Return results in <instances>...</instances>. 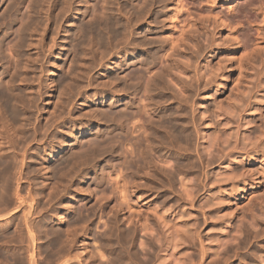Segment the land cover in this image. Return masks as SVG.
I'll return each mask as SVG.
<instances>
[{
	"label": "rangeland",
	"instance_id": "obj_1",
	"mask_svg": "<svg viewBox=\"0 0 264 264\" xmlns=\"http://www.w3.org/2000/svg\"><path fill=\"white\" fill-rule=\"evenodd\" d=\"M48 1H49L50 4L47 3ZM57 1H58V3H57ZM62 1L63 2L67 1V3H71V4L63 3ZM69 1L68 0H65V1L64 0H47L46 1L47 4L44 2V6L45 5L46 6L49 5L50 9H47V7L42 8L40 10V12L42 11L41 13H43V12H45L43 10L47 9L46 10V14L45 13H43V14L37 13L38 16L36 15L37 17L41 16L40 19L38 18L39 19V26L41 24H43V25H41L38 28L39 29L40 28H44V29L48 30L47 31V37L51 36L50 38L48 37L49 39L46 37L45 41L43 40L44 42H42V43L45 44V47L40 49V53L41 54H39V51H38L39 56L42 55V57L38 56V60H41L39 58H42V61H40V62L39 61H35L36 60L35 58L37 57L35 55L37 49L35 50V52H33L34 48L27 46L28 45L27 42L29 41L28 40L29 37H32L31 35H29L31 33H27L26 34L27 36L26 35L24 36L26 38V39H23L24 41H23L22 45H24V47L21 44L19 45L18 43H16L17 39H18L17 38L18 36L15 35L16 33L13 34V35L9 34L10 36H13V38H14V36H17V37H15L16 41L14 39V42L16 44H18L19 47L21 46L20 49H19L18 45L15 46V43L13 44V41L9 42V41L13 40V38L11 39L8 36V34L6 32L7 29L4 28V27H3L4 29L3 28L0 29V43H1L0 44V48L2 50L4 49L3 52L0 49V53L2 52L0 54L1 55L0 56V82L2 83V81L3 82L7 81V80L4 81L3 79H8V80L12 79L13 81L16 80V82L14 81L13 83H14V85L16 84L15 86H16V89L18 91L15 88H13L15 90L14 92H16V95H18V94L20 95L21 94L20 95V101L23 102V103H26V104H22L21 105V102L18 101L19 100V96L17 97L15 95V97L17 98V102H18L17 106L20 104L19 105L20 107L18 106L20 109L18 107H16V108L19 109V111L22 110V112H24L25 115H28L29 117L31 115V117H32V118L31 117L29 118L27 116H24L23 115L24 113L21 112V115L24 116V118L21 115L18 116L17 119H15V122L13 124L15 126H17L19 121L17 122L16 120H19L20 118H21L20 119L21 123L19 122V125L23 123L22 121L26 120L24 122L25 125L24 124H22V125L25 126V127H27V125H28L29 128H27V132L29 131V134H30V132H32L33 134H31V135H35L36 133H35L34 129L39 125L38 123H41L39 125V127H37V130L39 129V130H41V132H43L45 130V131H48V132H46V134H45V132H43V133H41V136H40V134L38 133L40 131L38 130L37 131V135H39L38 138L40 139V137H41V140L43 141V142L42 141L40 142L41 145L44 144L43 147L47 149V153L49 155L51 154L50 157H52V153L55 152L56 155H59V152H61L62 149L67 147V145H69L72 142V140H78V141H82L84 143L91 136H93L90 133L94 132V130L95 131L96 130H102L101 128H103V127H105L103 129H106V125L107 124H105L104 121L102 122V120L101 121L100 120H95V118L97 116L96 113L99 114L98 110H100V109H98V107L101 108L103 105H104L103 107L107 106V102L110 101V100L114 101V102H117V100H118V103L121 102V101H123V103H124L126 101L124 104H121L120 106L121 107H122V105L125 106V107H122V108L127 110L126 111L128 113L127 115H129L130 112L132 110H134V109H135L136 113L138 112L137 114H135V111H132V112H134V116H133V113L131 112V114L129 116L124 117V120L127 121V120H129V117H130V119L132 117H135V120H137V124L138 125H141V126L144 125L143 127L145 128V131H144V128L141 127V129H143V132H144L143 134H145L146 130H149L150 127H151V129H150L151 131L150 132L152 134V131H153V127L152 126L154 125L153 122L155 121V119H154L155 118V113L158 112L159 114H161V112H162V114L166 113L165 115L169 119H171V121H173V122H176V118L177 119L181 118V119L178 120V122L182 123V121L184 120V117H185V120L183 121V124H187V126L189 128V131H190V135H192L194 133L192 136H190L191 138L193 137L194 139L193 138L192 139H188V141H190V143L187 142L186 139H183V141L180 140L179 142L176 139H175V141H173L174 140L173 138H172L173 139L172 141H169V140L166 139V142H164V144H165L164 145V144H161V142H159V143L156 142L158 140H154L153 138H151L150 139V143L152 142L153 145L155 144L154 145L155 147L153 146V150H152V148H149V147L145 146V144L147 143L146 142L147 138H146V140H144L145 138L142 137V134H141L142 130L140 129V131H139L138 130L139 126H138L137 131L139 133L136 131V134L139 135V136H137L138 137L137 138V137H135V135H136L135 134L134 135L135 138L132 136L131 138H133V140L132 139L131 140L133 142H135L136 138H137L139 140V142H142V148L145 146L143 149L146 150V147H147V150L149 149L148 152H150L151 155L150 154L148 155L149 158H147L148 159L147 161L140 160V162H139L138 160H139V158H141V155H140V157H138V155H136V154H139V151L137 153V150H138L137 147L138 146H136V154H134L138 158L137 165H136V163H135L136 162V156H135V158H133L135 160L134 161L132 159V156L130 154L128 155V153H129V152H127L128 150H125L126 151V152L124 151L125 154H127L129 157L131 156L130 159L133 160L132 162H129V164H131V163L134 164L135 163L133 166L131 164L129 167H128L127 161H130V159H129V157L127 158V155H125V154H122L123 157L120 155V157H121V160L122 159H126V158L129 159L127 161L126 160L125 161L124 160L121 161L120 157H119V159H117L118 157H115V159H114L113 156L107 155V157H104V158H101V159L98 158L97 160H99V161H97L96 158H89V161H88L87 165L83 166V164H82V166H81L80 163H79V165L81 167L78 165V163L76 164L78 167H75L76 165L73 166V164L71 165V163L69 164V165H71V167L73 166L75 168H71L68 165H67L68 167L67 166H64V167L58 166L57 167L54 164L58 160V158H56V156H53L51 159L43 158V157H46V156H43L42 159L41 158H37L35 160L37 162L34 161L33 165H35L34 167H36V166H38V167H36L37 168L36 169L32 165V168H34V170L35 169L36 170H35V173L31 172L32 175L34 174L33 177L34 176H36V177H34V179H32L33 178L32 175L27 174L28 177H29V178H27L29 180V182L26 183V186H28V187H26V190L27 189L29 190L30 187L32 188V186L29 184L30 181L33 180L31 182L35 183L36 182L35 179H37V178L38 179L40 178V180L43 181V182H41L39 180L41 182V184L39 182L40 185H43V183L45 184L46 181H47L46 184H47V186L49 188L51 187V184H50V183H52L51 180L54 181L53 182L54 184L56 182L57 185H58V183L61 182L60 183L61 185H58V188H57L60 191L55 189L58 193L60 192V194L52 193L51 194L52 196H50V194H47L49 192V190H48L49 188L47 187V190H44V193H46V194L42 195L43 199L40 198V199H42V206L40 207V209H42V210L45 209V211L41 210V212L38 215L39 216L43 215V216H46V217L48 216L49 217L48 220H50V218L52 220V218L54 217V215L56 213H62L63 212V211L61 212V210H64V208H63L64 205L63 204H64L65 201L72 200V204L73 205L81 204L82 202H85L84 200H82V198H83L82 195H84L86 197V200H87L88 208L91 205L92 207H90V208L94 207V209H95V211H94L95 214L93 212L94 209L93 210L92 209L89 210V211H92V212L88 213V215L90 214V219H89V216L88 217L86 216L87 219L90 220L91 223H89L88 220H87L88 221L87 224L84 223V226H86V227H89L91 225L88 228V231H89L90 235H92V239L93 240L92 239L89 240L90 244H87L86 248H84L85 244L83 243V240H84V235L83 234H86L85 233L86 232V227H84L85 228V231H84L83 227H82L83 228L82 230L80 229L82 225L79 226V224H77V223H75V225L73 224L74 227L77 226L76 233H75L76 241L74 243V245L75 244L76 245L75 246L73 245V253L78 251V250L80 251L81 249L83 250V249H88L89 248L90 253H87V252H89L88 250L87 251L83 250V259H84L85 253H87L85 255V258H86L85 261H87V258H88V263L87 264L90 263V260H91V263L96 261L95 263H97V264L104 260L103 263L102 262L101 263L102 264H106V261L108 262L112 258L114 259V256H113L114 253L117 252L119 254V256H120V253H126L125 251L127 249L128 250L131 249L130 244L132 242V239H133V242H132L131 245H133L135 243L134 244V246H135L134 248H136V249L139 248V250H140L141 246H145L146 247V245H144L145 244L144 241L148 239L147 236H148V232L149 231H150L149 232V236L151 235V230H152L153 236L155 238L152 235L151 236L154 238V240L157 239V241L160 242V243L156 242L158 250H156V253H155V255L159 253L158 254L159 256L156 255V260L159 262V264H164L165 261H166V263L168 262L167 264H172V263L173 264H198L199 262H200L199 264H204V263L205 264H215V263L216 264H245V263L246 264H264V0H262L261 3L257 6L258 10L263 13V14L261 13L263 16L261 17L262 21L260 20V21L255 22L253 24L254 25V32H253V36H254V46H253L254 49L253 50L254 51L253 52L251 51L252 53L251 52L245 53V52L235 48L234 45H235V41L236 40L233 37H235L234 33H235V26L236 25L233 26L234 25L233 24V25H231V28H230V26H224V25L221 26L222 24L221 25L218 24V25L215 26V24L212 23L213 21L212 22L211 21H205L204 25L201 26V30L199 29L200 31L199 32L196 31V33H195V32H193L191 30H193V28L194 27L196 28L197 26L195 24H193V22L190 19H185L184 18V20H182L180 22L176 21V23L179 26H181V28L179 27L178 30L177 29L175 30L176 36H179V37L175 36V38H176L175 41H176L177 46H178V43H179V46H180V48L177 47V51H176L177 54L174 53L175 55H171L172 56V57L170 56L171 58L169 56H167L168 53L166 55L165 52L164 53L161 52L160 54H158V56H157L158 58L156 57L157 60L156 59H155L156 61L154 60L155 64L153 62H151L152 64L151 63L150 64L152 66H150L148 64L149 65V66L147 65L148 67L144 66L142 68V74L139 75L140 76L139 78L143 79V81L136 80L138 78L136 76H138V75L135 76L136 78H134L133 76H130L131 77L130 80H129L130 82H131L132 77H133L132 81L133 80L138 81L137 83H135L136 82L135 81L133 83V85L130 82L129 83L131 85L126 83L122 79V77L125 76L126 74L132 75V73L130 74V72H131L130 70L132 69V68L130 69V67L134 66L133 65V61H138L139 60L138 57H140V56L142 57L145 54L144 51H146V49L142 45L143 40L145 39V36L150 34V38H151V37H154L155 34L157 35L161 30H166V29L169 30L171 28L172 22H171L170 19H168L169 18L168 16H167V19L166 18H163L164 20L160 19V21L163 20V22H161L162 24H160L159 20H158L159 22L158 21L155 22V19L157 20L158 16H160V18H161V16L163 17V15H164V17H166V14H161V12L167 13L170 9L173 8V5L170 4V0H167L168 2L166 0H164V1H166L165 3L167 5V6L165 5L166 7L163 6L165 8H162L161 6H159L163 10L159 9L158 3L156 4L157 0H154V1L151 0L152 2H155L154 4L151 1L146 0L147 1L146 3H148V2L152 3V4L150 3L151 6L153 5L152 7H149L150 6L149 3L146 4L144 0H111V2H110L111 5H109L110 3H108L110 0H107L108 1L107 4L105 3L106 0H88V1L87 0H69ZM117 1H118L119 4L117 3ZM200 1H203L204 5L205 4H209V3L212 2V0H200ZM215 1L216 0H214V2ZM220 1L224 5L225 8H228L229 4L233 3V0H231V2H229V3H225L224 1H226V0H220ZM28 2H29V0H27V4H28ZM52 2H53L55 7L53 6ZM102 3H104V4H102ZM27 4H24V3L22 4V7H23L24 10L27 8ZM66 4H67V6L71 5V7L64 6L63 9H65V10H62L60 7H62L63 5H66ZM93 4H95V5H93ZM142 4H143V6H146V10L144 9V7L142 8ZM25 5H26V7H25ZM92 5L95 6L96 8H93ZM154 5H156L157 7L156 6L154 7ZM101 6L106 8L107 11H108V8H109V10L111 9V11H110L111 16L110 17L112 19H115V17H118L116 19H118L119 22L125 23V26L127 25V21L130 19V17H131L132 21L134 19V21H133L134 23L133 24L135 26L134 25L131 26L134 29L132 30V28H130V27L126 28L127 26L123 27L124 24L122 25L120 23L121 26L123 27V28L121 27L122 32H119V34H117L118 32L115 33V35H116L115 36L114 32H112V34H111V33H109L107 31L106 28H105L106 31H104L105 30L104 28H101L99 30V31H101V30L103 31L101 33V35L104 34L103 36H105V37L108 35L107 36L108 39H106V40L104 39V41L107 43L108 40H109L108 44L110 42H112V43L109 44L110 46L108 44L105 45L106 44L105 42H104L105 44H103V41H100V42L99 41L98 42L95 41L94 46H93V50L96 48L94 50L95 53H96V50H97V53H96V56H95V53L93 54V52H92L93 51L92 50V45L91 44L87 45L88 42L87 43L85 42L86 43V47H88V46H89V48L91 47L90 49L88 48V51L91 52V53H89L86 50L87 48L85 47V45L82 46V44L81 45L78 44V46L80 45L79 49L77 50V52L75 51V53L73 54L74 50H76L78 48L77 43H76L78 41L76 40L77 38H76V36L74 34L75 33L74 29L77 27V25H79V22L82 23L83 21H85L83 19V14H84V12H86L87 9H90V8L96 9L94 11H96L98 13L100 12V14H101V13H103V10H104ZM137 6L139 7L138 10H137ZM53 7H54V9H53ZM59 9H61V12H58V11H60ZM93 9H90L89 11H91V10L93 11ZM118 9L120 11H122V14L120 13V11H118ZM139 9H142V11H139ZM150 9H151V11H150ZM50 10H53L52 11L53 16L54 15L55 16L56 15H58V16L61 15L62 16L65 12H66V14L67 13L68 14L67 15L64 14L62 17H59L58 18V23L57 22H52L53 20L56 21L57 16H56V18L51 16L52 13L50 12ZM66 10H69V11H66ZM92 11H91V13H92ZM107 11H105V12H107ZM57 12L60 13V14H58ZM142 12H144L146 14L148 13L147 14L148 16H144L146 14H142ZM47 13H49V15ZM155 13H156V15H155ZM137 14L138 15L139 14L142 15V16L140 15L142 17V18L141 17L139 18L140 20L138 19ZM152 14H154L155 16L152 15ZM47 15H48V18L50 17L51 22H50L49 19H48L49 21L47 20V18H46ZM112 15H113L114 18L112 17ZM126 16H127V18H125ZM88 17H90V15ZM154 17H156V18H154ZM135 19H138L139 23L136 22ZM141 19H143L144 21L141 20ZM40 20L41 21L44 20V23L41 22ZM146 20H147V22H146ZM187 20H189V21H187ZM47 22H48V24H47ZM45 23H46L47 27L46 26L42 27V26L45 25ZM135 23H137V24H135ZM36 26H38V25H35V27ZM55 28H56V30H55ZM154 28H155V30H154ZM159 28H160V30H159ZM39 29H37L38 33L41 35V30L43 31V29H41V30H39ZM124 29H125V31L130 30L129 36H127L128 35L127 34L128 31L126 33L124 31V34H127L126 35L127 38L123 35V30ZM150 29H151L150 33L147 34V30H150ZM156 29H158L157 32H156ZM49 30H50V32H49ZM152 30L155 31V33L152 32ZM104 32H106V33H104ZM131 32H132V34H131ZM8 33H9V31H8ZM51 33H53V34L55 33L56 35L55 34L54 35L56 37L52 36L53 34L51 35ZM120 34H121V36H120ZM143 34H144V36H143ZM40 35H37V36L34 35L35 39H36V37H38ZM113 35L115 36V38L109 37V36H113ZM117 35H118V37H117ZM152 35H154V36H152ZM34 36H33V39L30 38L31 41H29L28 43H31L33 41L31 44H34V45L35 44H40L41 41H42L40 39V37H38V40L37 39L35 40ZM105 37H103V38H105ZM123 37H125L126 39L125 38L123 39ZM146 37L149 38V36H146ZM51 38L52 39L57 38L56 39V41H57L56 43L57 44L54 43L55 40H52ZM110 38H112V39H110ZM142 38H143V40H142ZM135 39H136V41L138 43L136 41H133ZM39 40H40V42H39ZM50 40H51V42H53L52 43L53 46L51 45ZM114 40H115V42H117V41L118 42L115 44L113 42ZM1 41H4V43L1 42ZM25 41H26V44H25ZM37 41L39 43H37ZM46 41L48 42V46H47ZM212 41H213V43H212ZM119 42H121V43H119ZM139 42H141V43H139ZM183 42H185V43H183ZM42 43H41V45H43ZM100 43L102 44V46H101ZM10 44H13L12 47H11ZM117 44H119V45H117ZM133 44H134V46H133ZM135 44L136 45L139 44L138 45L139 47H137ZM50 45H51V48H48V47H50ZM59 45H61L62 47L59 46ZM75 45H76V48H74ZM115 45H116V47H115ZM200 45L202 46V48H200L201 47ZM2 46H3V48H2ZM81 46L84 48V52L82 51L83 54H81V50H82ZM15 47H17V48L14 49ZM52 47H53V49H52ZM103 47H105V48L103 49ZM109 48H111V49H109ZM181 48H182V51H181ZM13 49L15 51H18L19 54L17 52H15ZM32 49H33V51H32ZM43 49H44L45 53H44V51H42ZM106 49H109V50H107L108 52L106 51ZM9 50H13L14 53L12 51H9ZM90 50H92V51H90ZM22 51L24 53V55H22L23 57L20 55L22 53ZM30 51L33 52L34 55L32 53H30L33 56L28 54ZM41 51L43 52V54H42ZM49 51L51 53H49ZM85 51L88 52V53H85ZM102 52L104 53V55L102 54ZM117 52L121 53V54L117 55ZM171 52H173V50ZM12 53L14 55H12ZM79 53H80V55H78ZM84 53L86 54L85 55L86 58L89 57L90 54L92 55L90 57H93V58L90 59V57H89L90 61L88 59L86 60L85 56H84ZM249 53H250V55H249ZM70 54H72V57L75 54L77 56L75 55L76 58L75 57L72 58ZM18 55H20L22 57V58L20 56H19V58L17 57V60L21 64L15 58ZM26 55L27 56L29 55L31 57V59L29 57H26ZM164 55H166V56H164ZM2 56H4V57H2ZM12 56H14V57H12ZM78 56H79V58H78ZM82 56H84V57H82ZM101 56H102V58H101ZM103 56H104V58H103ZM105 56H106V58H105ZM9 57L13 58V59L11 58L12 61L15 60L14 62L17 61L20 65L23 64L22 68L20 67V65H17L18 68L20 67L21 71H19V69H18V71H17L18 73H16V74H15L16 71L15 72H13V71L11 72L10 71L13 68L15 69V67H13L12 61L11 60L9 61V59H10ZM32 57H34L33 61H35L36 65L33 64L34 62L33 63L29 62V61H31L33 59ZM69 57L72 58L73 60L74 59L75 60L71 61ZM94 57H95V59H94ZM28 58L30 60H27ZM83 58H84L86 64L83 63V65H81V63L84 62ZM97 58H99V59H97ZM213 58L216 60V62H215V60ZM19 59H21V60H19ZM102 59H104V60H102ZM248 59L250 61H252V62H250ZM23 60H25L26 65L28 63H30L28 65L31 66V67H29L28 65L26 66L25 63L23 62ZM93 60H94L95 63H93ZM97 60L99 61V63H98ZM217 60L220 62V64L223 67L219 64V67L221 66V68H218V71L212 72L210 70V67H213V69L216 66L218 67ZM75 61H76V63H75ZM211 61H212V63H211ZM9 62H10V64H9ZM71 62H73L74 64L71 63ZM131 62H132V64H131ZM56 63H57L58 66L56 65ZM128 63H130V64H128ZM214 63H216V64L213 65ZM16 64L17 63H15L14 66ZM93 64H94V66H93ZM55 66H56V68H55ZM196 66H197L198 69L196 68ZM89 67L91 69H89ZM25 68H27V71H28V68H29L30 71H28V73H27V71H25ZM116 68L117 69L120 68L119 70H121V73L119 75H121L123 73L122 74L123 76H121V78H119V81H116V80H118L119 75H118V77H115V74H117L119 72ZM208 68H209V71H208ZM80 69H82V70L86 69L85 70L86 73L84 71L80 70ZM160 69H162L161 70V74L165 71L164 74L159 75L160 74L159 73ZM71 70H73L74 72L76 70V73L81 72V73H78V74L75 75V76L80 75V77L78 76L79 79H78V77H75V76L73 77V75L75 73L73 74V71H71ZM88 70H91V71H88ZM195 70H196V73L194 72ZM68 71H71L72 75ZM198 71H199V73H198ZM20 72H22V73H20ZM155 72L157 73V75L155 74ZM10 73H14L15 75L12 74L13 75L12 76ZM19 73L21 75H23L25 73L24 76L26 77L28 75V77H26V78L24 77L23 78V76H22V78H21V75ZM64 73H66V77L67 78H68L67 75L70 74L69 78L68 79L66 78V81L64 80L65 82L63 81V82L60 83L59 80H57V79L62 77V75L65 76ZM124 73H125V75H124ZM84 74H87V75L85 76ZM195 74L198 77H199V74H203L204 75L203 78H202V81L199 80L201 83H199V81L197 82V76H195ZM213 74H215V75H213ZM10 75H11V78H10ZM16 75H18V76H16ZM152 75L153 76L155 75V76L152 77ZM158 76L161 79V82L158 81V79H159V78L157 79ZM160 76L163 77V79ZM15 77H18V78H15ZM19 77L22 79V81L24 79H25V81H23V83H20L21 79H19ZM112 77H114L116 79H114V78L111 79ZM151 77L154 80L156 79L155 81H157L161 87H159L157 82L152 81L153 79ZM192 77H193V79H191ZM211 77L213 78V80L211 79ZM73 78L76 79L77 82L78 81L79 82L76 83V80L74 81ZM207 78L211 79L212 81L211 80L209 81V79H207ZM98 79H99V85H98ZM105 79H106V81H105L106 85L104 87V83L105 82L104 83H101V82H103ZM150 79H152V80H150ZM70 80L71 81L73 80L72 83H68L70 86L66 85V83L70 82ZM148 80L152 82V85H151L152 87H150L151 89H149L148 85L150 84V82ZM26 81H27V83H26ZM28 81H29V83H28ZM108 81H110V82L108 83ZM111 81L113 82V84H112ZM123 81L125 82V84H124ZM146 81L149 82V83H147ZM114 82H115V84H114ZM203 82H205L207 86L203 85L202 84ZM1 83H0V85H1ZM31 83H32V85H30ZM138 83L140 85L144 84V86L147 83L146 84V88L144 86L142 87V85L140 86ZM23 84L25 85L26 89H25L24 86L22 87ZM56 84H59L61 86H58ZM62 84H64V85H62ZM134 84H136V85L134 86ZM114 85H115V87L119 88L120 91L122 89H124L125 91L123 90V92L122 91L120 92L117 89L118 92H120V93L118 94L117 91L115 93V90L113 89ZM124 85H126L127 88ZM153 85H155V87H153ZM191 85H192V87H190ZM236 85H238V86H236ZM32 86H35V87H32ZM38 86H40V87H38ZM62 86H64V88ZM65 86H67L66 89H65ZM136 86H138L140 89H138ZM59 87L61 88V90L65 89V91L67 89H69L66 92L62 90V93L64 94V92H65V94H66V95L64 94L66 96V99H63V98H65V96L63 94H61V90H60ZM121 87H123V88H121ZM128 87L130 89L132 87V89L130 90V89H128ZM147 87H148L149 90L147 89ZM72 89H74V90L72 91ZM145 89H147V90H145ZM126 90H127L128 93L126 92ZM128 90H130V92ZM59 91H60V94H59ZM134 91H137L136 92L137 94ZM112 92H113V94H112ZM190 92H192V93H190ZM31 93H32L33 97H31ZM67 94H68V96H67ZM57 95L59 96V98H62L60 100H61V102L63 101V104H60L61 102L55 101L58 98ZM116 95H118V96H116ZM29 96H30V100L31 101H28L29 100L28 99ZM22 97H25L26 99L24 98V99L21 100ZM129 97H131V98H129ZM149 97H151V99L153 98L152 99V101H153L152 103L150 102L151 100H150ZM189 97H191V98H189ZM16 98H15V100H16ZM33 98L36 99V100H32ZM59 98L57 100H59ZM154 98H155V100H154ZM25 100L27 102H24ZM119 100H121V101H119ZM130 100H131V102H130ZM34 101L35 102L37 101V102L35 103ZM132 101L136 105L132 106V104H133ZM215 102H216V104H215ZM55 103L57 104V106L60 105V107H57V109H56V104ZM126 103H129V105L130 104L131 105L129 106ZM153 103H155V104H153ZM27 104H28V106H27ZM33 104L34 105L36 104V105L33 106ZM30 105H32L34 107V109H33L32 106H31L32 107L31 108ZM54 105H55V107H54ZM145 105L148 106V108L145 107ZM149 105H151V106H149ZM22 106L23 107L24 106L25 107H29L28 108L29 111H28L27 108H25V107L23 108ZM96 106H97L96 109H98L97 110L98 112L97 111L95 112V110H96L95 107ZM153 106H154L155 109L153 108ZM209 106H210L211 109L208 108ZM53 107L55 109H53ZM121 107H120V109H122ZM131 107H133L134 109H132ZM105 108H107V107H105ZM129 108H130L131 111L129 110ZM144 108L145 109L147 108V111ZM149 108H151L152 111L149 112V110H150ZM30 109H32V110H30ZM52 109L55 110V112L54 111L52 112ZM181 111H184L183 113H187L188 117L185 116L187 114L183 115ZM26 112H27V114H26ZM28 112H29V114H28ZM145 112H147V113H145ZM148 113H150V115L151 116L153 115L154 117L152 116L153 118L151 119V117H150V115ZM174 113H175V115H174ZM53 114H54L55 117L53 116ZM176 114H179V116L178 115L176 116ZM171 115H173V116H171ZM56 116L57 117L59 116L58 117L59 119H57ZM94 116H95V118H94ZM137 116H138V118H137ZM195 116H196V120L194 119ZM190 117H193L192 119H194L193 120L194 123L191 122L192 119ZM198 117H199V120H198ZM149 118H150V120H149ZM182 118H183V120H182ZM186 118H188L190 120V123L187 122L188 119H186ZM22 119H24V120H22ZM132 119H134V118H132ZM214 119L216 121L218 120L217 123H216V121ZM53 120L55 121L56 124L53 122ZM124 120H123V122H124ZM135 120H133V122ZM147 120H148V122H147ZM213 120H214L215 123L213 122ZM185 121H186V123H185ZM195 121H196V123H195ZM128 122H130V123H128ZM133 122H132V120L127 121L125 127H127V125H130L129 127H132ZM218 122H220V123H218ZM52 123H54V124H52ZM135 123H136V121H135ZM13 124H11L13 128H11L10 127L11 125L8 124V123H7V126L4 125L5 128L6 127L9 128V130L7 128L5 129L4 126L2 127L1 125H0V128L1 127L3 128V132H4V129L6 131L8 130L7 133L10 132V133H8L10 135V134L14 133L13 131H14L15 127H14ZM45 124H46V126L48 124L51 125V126H49V125L47 126L48 128L50 127V129H48L46 127L47 128V130H46L45 126L43 127V125H45ZM124 124H125V122H124ZM213 124H215V125L216 124L217 125L220 124L218 126L219 128L222 125L220 130H218V131H220V133H222L221 130L225 131V133H226V131L228 129L231 130V132L233 131V133L235 132V135H233V133L231 135V132L229 130L227 131V132L230 133V135L232 137H234V136L236 137V134L238 133V137L239 138H238L237 142L239 140L241 141V139H242V141H241L242 144L239 141L238 143L235 142L234 145H233L232 143L234 141H236L235 137H234L232 139L233 142L231 141L232 143L228 144V145H232V148H231V146H227L228 147V149H227V147L225 146L227 144H225V143L222 144V142H220L221 144L218 143L220 146L218 144H217V146H213L212 145V148L213 147L214 148L211 149V147H209V146H211L210 144L214 140V138L218 137V139H219L221 137V135L219 134L218 131L213 130V129L216 128L215 125L213 126ZM148 125H150L149 129H148ZM41 127H43V129L44 128L45 129L43 130ZM12 129H13V131H11ZM128 129H130V128H128ZM31 130H33L34 132L31 131ZM196 130H197V132H196ZM252 130H254V131H252ZM6 131H5V135L7 136ZM250 131L253 132V134L250 135V138L252 137V139H249L251 142L249 140H248V142H247V140L244 141L243 140V135L245 133H247V132H250ZM52 133H54L57 137L54 134H52ZM147 133H148V131H147ZM196 133H197V135H196ZM229 133H226V134L228 135ZM215 134H218L220 136L216 135L217 137H214ZM222 134H224V133H222ZM5 135L3 133L4 139H5V143H7L8 141H7V138H5ZM18 136H20V134H18ZM162 136H164V135H162ZM222 136H225V134L222 135ZM32 137L33 136H31V138ZM55 137L59 138V140L61 139L60 141L63 142V143H60V144L56 143L57 139L55 140ZM258 137L260 139L262 137L263 138L260 141ZM36 138H35V141L31 140L32 143H30V146H32L33 148H35L34 146L37 143L36 142ZM202 138H204V140H202ZM218 139H216L215 141H217ZM184 140L187 142L186 145L184 144V142H185ZM195 140H197V141H195ZM256 140L258 141L257 143H256ZM143 141H145V142H143ZM181 141L183 142L184 145L181 144L182 143ZM243 141L245 143L246 142L247 143L245 144V143H243ZM173 142H174V144H175V142H178V143H176L177 145L175 146L173 144ZM38 143H39V141H38ZM157 143H158V145H157ZM170 143H172V144H170ZM253 143H255L256 146H252V145H254ZM48 144H49V146H48ZM120 144L122 145V146L120 145L121 148L126 146V145H124V143L123 144L120 143ZM180 144L183 145L182 147H184V146L185 147L181 149V145ZM189 144H190V146H189ZM8 145H9L8 147L11 148V146H10L11 144H9V142H8ZM57 145H59L60 147L57 146ZM163 145H164V147H163ZM167 145L169 146V148H168ZM235 145H236L237 149H235ZM156 146L158 148H156ZM159 146H161V147L159 148ZM174 146L176 147V149H175ZM178 146H180L179 149H178ZM186 146L187 147H191V148L189 149ZM221 146L224 148V149H222L224 152L219 149V147L221 148ZM27 147H28L27 149H29V153H31L32 149H30L29 146H27ZM215 147L216 148L218 147L217 149L219 151ZM243 147L245 149H243ZM251 147H253V148L255 147V150L252 149ZM124 148L127 149L126 147H124ZM206 148H208V149L210 148L215 153L214 154V153L211 152V154H210L211 155V159H210V155L208 153H207L208 155L206 154V152H209L211 150L208 151V149H206ZM123 149H121V151H123ZM184 149L185 150L187 149L188 151L182 152V150H184ZM204 149L207 150L206 152L204 151L205 153L202 152ZM51 150H53V151H51ZM241 150H243V151H241ZM179 152H181V154ZM223 153H225V154H223ZM202 154L203 155L205 154V156L201 157ZM212 154H214L216 156L212 158ZM124 155H125L126 158H124ZM182 156H184V158ZM206 156L209 158V161L210 160H212V161H210V162L207 161L208 158L205 159ZM109 157H111V158H109ZM108 158H109V161L108 160L106 161V159H108ZM29 159H27V161H29ZM33 159H35V158H33ZM143 159H146V158H143ZM101 160H103V161H101ZM117 160H120L121 162L117 161ZM180 160H181V163H180ZM105 161L107 163L110 162L109 163L110 165L107 164ZM112 161H113V164L111 163ZM123 161L127 163V167L125 166L124 163H122ZM141 161L143 162V164L145 166L142 164ZM90 162H91V164H90ZM138 162L140 164H142V168L140 167L141 165ZM206 162H209L211 164L209 165ZM102 163H104L105 165L102 164ZM183 163L184 164L186 163L188 165V167L185 166ZM138 164H139V166H138ZM181 164H182V166H181ZM41 165L42 166H46L47 165L46 167H49V169L47 168L46 173H45V171H43L42 168L39 167ZM53 165H55V167H54L55 169L52 168L53 169V170L51 169L53 171L52 172L50 170V168L53 167ZM90 165H91V167H90ZM111 165L113 167H115V166L118 167V165H119V167L118 168H116V167L113 168ZM147 165H149V166L147 167ZM65 167L70 169V170H65L66 169ZM149 167H151V168H149ZM62 169H64V171ZM118 169H120V170H118ZM55 170H59L61 172L59 173V171L56 172ZM80 170L83 171V172H81ZM165 170L167 171V176L169 175L171 178L169 176L168 177L166 176V171ZM38 171H41V172H38ZM67 171H68V174H67ZM102 171H103L104 175L102 174ZM142 171H143V173H142ZM146 171L149 174H147ZM163 171H165V172H163ZM230 171H232V172H230ZM116 172H118V173L120 172L121 176L123 174H124V176H122V177L120 176L121 178L119 179V178H117V176H119V175H117L118 173H116ZM154 172H156V173H154ZM39 173H40V175L38 176ZM52 173L54 175H52ZM69 173H71V174H69ZM168 173H170V174H168ZM48 174L52 175V176H50V178L47 180L43 176H47ZM55 174H59V176H57ZM109 174H110V176H109ZM114 174H116V177H115ZM136 174H138L139 176L136 175ZM142 174H144V175H142ZM219 174H222L221 175L222 177ZM228 174L229 175L232 174V175H230L231 177ZM29 175L31 176V178H30ZM226 175L229 176V177H225ZM101 177L104 178L103 179L104 182L102 181ZM57 178L58 179L60 178L63 181V183H62V181L60 179H59L60 181L56 180ZM122 178H124L126 180H124ZM127 178H128V180H127ZM135 178H136V180H135ZM158 178H160V179H158ZM121 179L124 180L127 183L128 189H126L127 186L125 187L124 184H123V186L125 188H122V189L124 190V192H125V190H128L127 193L129 192L126 195H127V199L129 201V203L130 202L132 203V204L130 203L131 206H132L131 209H128V207L126 208L127 204L125 202L122 201L121 203H124V205L121 204L120 203L121 200L118 197L119 195H117L118 194L117 192H120V191H117V190H119V188L115 187L116 186L115 183L118 184L119 182H116V181L120 180V182H121L120 185L122 186ZM93 180H94V182L97 180L96 181L97 183L96 182L94 183ZM151 180H153V181H151ZM48 181H49V183H48ZM130 181H132V182H130ZM213 181L216 182V183H214ZM233 181L235 183H233ZM98 182L99 183L102 182V183L98 184ZM129 182L131 183V185L133 187H135V189L131 185H128V184H130ZM133 182H134V184H133ZM135 183L138 184L139 187H136ZM149 184H151L150 185L151 187L149 186ZM55 185H52V186L55 187ZM101 185H103V186H101ZM129 186H131L133 190H131L130 189L131 187L129 188ZM184 186H185V189H183ZM188 186L190 187L189 188L190 191L188 190ZM102 187H103V190L105 189L104 191L101 189ZM113 187H115L116 189L113 188ZM82 188L84 190L86 189V192L89 191L88 194L87 193L85 194L84 191H82L83 190ZM141 188H142V190H141ZM230 188H232V189H230ZM79 189H80V191H79ZM111 189H114L116 191H114V190L111 191ZM191 189L193 190V192H192ZM53 190H50V192L53 191ZM178 190L180 191L181 194L179 193ZM182 191L185 194L182 193ZM27 192H25V194ZM186 193H187V195H186ZM190 193H192V194L190 195ZM54 194L55 195L58 194L59 196L58 195L54 196ZM62 194H64V195H62ZM103 194H104V196H106V197H104L105 200L103 198ZM44 195L45 196L48 195V196L45 197ZM71 195H73V196H71ZM138 196H139L140 199L138 198ZM182 196H184L185 198L182 197ZM188 196H190V198L195 197V200L193 201L194 205H192V202H191V205H190L189 202H190L191 199L188 200L189 199ZM48 197L49 198L52 197L50 199L51 202L49 201V199L46 202V199ZM55 197H56V199H55ZM108 197H110V198H108ZM97 198H98V200H97ZM215 198L220 200V201L216 200ZM43 200H45L46 203L43 202ZM186 200H188V201H186ZM213 200H216V201H213ZM222 200H223V202H222ZM118 201H119V204H121V207L118 204ZM208 201H209V203H208ZM216 202H218V203H216ZM219 202H221V204ZM52 203H53V205H52ZM118 205H119V207H118ZM208 205H210V207ZM211 205H212V207H214L213 209L211 208ZM139 206L140 207L143 206L142 209L141 208L139 209ZM150 206H151V208L152 207L153 208L156 207L158 210L156 208H154L155 209V211H154V209H150ZM200 206H202V207H200ZM117 207L119 209L120 208H123V209L119 210ZM147 207H148V209H147ZM114 208H115L116 211L115 210L113 211ZM116 208L118 209V211H117ZM201 209H203V210H201ZM156 210H157V212H156ZM163 210H164V212H162ZM148 211H151V213L148 212ZM113 212L115 214H113ZM161 212H162L163 215L161 214ZM85 213L87 214V212H85ZM157 213L159 215L166 216V217H163L164 221L161 220L162 219L161 216H159ZM190 213H192L194 215L196 214L197 216L196 215L195 216L191 215ZM132 214L136 215V216L133 217ZM153 214L156 215V216H154ZM38 215H37V217H35L36 219L34 218L35 220H38V218H39ZM49 215H53V216H49ZM111 215H112V217H110ZM129 215H130V217H129ZM140 215L142 217H140ZM144 215L145 216H147V215L149 216L150 215V217L148 218V216L145 217ZM113 216H114V219H113ZM131 216H132V218H131ZM170 216H171V218H169ZM41 217L42 216H40V219H41ZM115 217H117V218H115ZM135 217H137V218H135ZM129 218L132 221H130ZM133 218H134V221L136 220L135 223L133 221ZM166 218H168V219H166ZM110 219H111V221H110ZM112 219H113V221H112ZM159 219L161 220V222H160ZM165 219H166V221L167 220H171V221L165 222ZM127 220H129L130 222L128 223ZM137 220H139L141 222L139 223ZM189 220H190V223H189ZM146 221H148L147 222L148 225L150 224L149 226H152L153 228L150 229V227L147 226ZM162 221H163V223H162ZM172 221H173L174 225H175V223H177L176 226L178 225V227L181 225L180 226L181 230L185 228L187 230V231L184 230V231H186V233H182L183 230H182V232L181 231L179 232L180 228H178V227L177 228L173 227V229H172V227H171V226H173V224H171ZM143 222H145L146 225ZM110 223H112V224H110ZM142 223L145 225V227L147 226L146 227L147 230L145 228H143V230H142V227H144V225H141ZM181 223L184 224V225H182ZM186 223L189 225L188 226L189 228L187 227ZM57 224H59V223L56 222L55 223L56 226L55 225L54 226L57 227V228H60L61 225L60 224L57 225ZM116 224H118L117 227H116ZM165 224H167V226H165ZM125 225H127V226H125ZM78 226H79V228H78ZM128 226H130L133 230L136 229L134 237L131 240H129L130 242H128L129 243V247H128V245L125 246L128 243H126L124 240L120 239V237L122 236L121 233L124 232L123 230L125 228L131 229L130 227L128 228ZM74 227H70L71 230H73ZM115 227L117 228V230H115L116 229ZM121 227H122V230H121ZM169 227H171V229ZM182 227H184V228H182ZM61 228L63 229L62 237L63 236L66 237L67 236L66 228H64V226L61 227ZM61 228L59 229L60 231H61ZM138 228H140V229H138ZM192 228H194V229H192ZM12 229L13 228L10 229L11 230L10 234H13V232H14V230H12ZM79 229L83 233L81 231H78ZM177 229H178V231H176ZM188 229H191V230H188ZM108 230H110V231H108ZM120 230H121V232H120ZM174 230H175V232H174ZM238 230H240L241 232L238 231ZM112 231H116V232L112 233V235H111L110 232H112ZM145 231H148L147 234H146ZM221 231H223V232H221ZM169 232H171V233H169ZM64 233H65V235H64ZM105 233H107L106 237L104 235ZM108 233L112 237L111 240H110V235H109V240L111 241V243H110V241L107 238L108 237L107 236ZM175 233L178 235V238H177V235ZM181 233L184 234L185 236L183 235L184 237H181L182 236ZM188 233H190V235H188ZM192 233H194V235ZM248 233H249V235H248ZM179 234H181V235H179ZM98 235L99 236L101 235V236L99 237ZM174 235H176V237ZM192 236H194V237H192ZM101 237H105V238H101ZM165 237H168L169 239L165 238ZM173 237L176 238V239H181L182 241L181 240H179V241L177 240L176 241V240H174ZM187 237H189V238H187ZM223 237H225V239ZM251 237H252V239H251ZM41 239L42 238H40V241H38V243H37L38 249H39V247H41V246L43 247L45 245V242L43 241L44 239H42V240ZM102 239H104V240H102ZM134 239H135V242H134ZM190 239H192V240H190ZM219 239L221 240V242H220ZM106 240H108V241H106ZM223 240H224V243L226 242L225 244L222 242ZM104 241H106V242H104ZM122 241H123L124 245L121 243ZM141 241H143L144 244H141L142 243ZM107 242H109V244ZM11 243H13V242H11ZM20 243L19 242L15 243V241H14V243L11 244L10 247L6 246V247L3 248V246H2L0 248H2L3 251H5V250L7 251V249H8L7 247H9V249L14 250V249H18V248H15V247H18L19 245L22 244V243L21 244ZM24 243H26L25 245H27V242H24ZM24 243H23V246H25ZM139 243H140V245H139ZM173 243H174V245H177V246L180 244L179 245L180 247H178V249H176L175 246L173 245ZM176 243H178V244H176ZM15 244H17V245H15ZM181 244H183V245H181ZM223 244H224V246H226L225 248H224V246H222ZM81 245L83 246V248H82ZM220 245L222 246V248H220L221 247ZM21 246H19V248H23V246L22 247ZM87 246H89V247H87ZM126 247H128V248H126ZM145 247H143V249H146ZM204 247H206V248H204ZM209 247H210V249H209ZM159 248H160V250H159ZM161 248L162 249L164 248L163 249L164 251ZM217 248H219V249H217ZM29 249H30V247H29ZM119 249L120 250L122 249V252ZM205 249H207V251H205ZM226 249H228V250H226ZM31 250H32V247H31ZM79 251H78V253H79ZM143 251L145 252L146 250H143ZM40 252H41V254L43 253L42 250H40ZM6 253H10V251H8ZM91 253H92L93 256H96V257L92 258V255H90ZM223 253H225V254H223ZM38 254H39V256H37V257H38V259H40V260H38V264L39 263L40 264H50V263L51 264H55V262L62 261L66 257V256L62 255L58 260L52 262V261L49 260V258L47 257V255L45 253H43V255H41L38 252ZM118 254L116 255V258L118 257ZM24 255H25V253H24ZM65 255H67V253ZM168 255H169V257L166 258V256H168ZM43 256H44V258H43ZM100 256H102V257H100ZM99 257H100V260H99ZM157 257H159V258L157 259ZM177 257H178V259L175 260V258H177ZM226 257H227V259H226ZM46 258L49 261L46 262ZM161 258L166 259V260H164V263H161V261H163V259H161ZM171 258L172 259L174 258V260H172ZM159 259H161V261ZM156 260H154V264H158ZM226 260H228V261L226 262ZM85 261H84V264L86 263ZM155 261H156V263H155ZM174 261H176L177 263L176 262L174 263ZM76 262H77V260L73 261V264H78ZM0 264H4V262L0 261Z\"/></svg>",
	"mask_w": 264,
	"mask_h": 264
},
{
	"label": "bare ground",
	"instance_id": "obj_2",
	"mask_svg": "<svg viewBox=\"0 0 264 264\" xmlns=\"http://www.w3.org/2000/svg\"><path fill=\"white\" fill-rule=\"evenodd\" d=\"M47 1V0H46ZM46 1L45 0H29V2H28V4H27V0H0V29L1 28H6L7 29V34H8V36L12 39L13 38V36H10L9 34H15V35H17V36H14V38H13V40H11V41H9V42H12L13 41V44L15 43L14 42V39H15V37H17L18 39H17V42L16 43H18L19 45L21 44H23V39H26L24 36L27 34V33H31V34H29V35H31L32 37H29V41H31V39L30 38H32L33 39V36L34 35H40L39 33H38V30L37 29H39L38 27H40L41 25H43V24H41L40 26H39V19H40V17H37L38 15H37V13H41L40 12V10L42 9V8H45V7H47V9H50L49 8V5L48 6H44V2L46 3ZM65 1V0H64ZM69 1V0H68ZM88 1V0H87ZM145 1V3L147 2L146 0H144ZM149 1H151V0H149ZM154 1V0H153ZM158 1V0H157ZM156 1V4L158 3V7L159 6H161L162 8H165L167 5H166V1H158L157 2ZM261 1L262 0H233V3H230L229 4V7L228 8H225L224 7V5L221 3V1L220 0H216L215 2H214V0H212V2L211 3H209V4H203V1H200V0H170V4H172L173 5V8L172 9H170L167 13H163V12H161V14H166V17H164V15H163V17L161 16V18H160V16H158V19L156 20L155 19V22L156 21H160V19H163V18H166L167 19V16L169 17L168 19H170L171 20V22H172V25H171V28L169 29V30H161L157 35L155 34V36L154 35H152V36H154V37H151L150 38V34L149 35H146V36H149V38H147L146 36H145V39L143 40V38H142V40H143V43H142V45H143V47H145V49H146V51H144L145 52V54L140 58V57H138V61H133V67H130V74L132 73V75H129V74H126L125 75V73H124V75L125 76H123L122 74L121 75H119L120 73H121V70H119V69H117L118 71V73L117 74H115V77H118V75H119V77H118V80H116V81H119V78H121V76H123L122 77V79L126 82V83H128V84H132L133 85V83L136 81V80H138V81H143V79H141V78H139L140 76V74H142V68L144 67V66H147L148 64L150 65V66H152L151 64V62H153L154 63V60L156 59V57L158 56V54H160L161 52H165V54L167 55V53H168V55L167 56H171V55H175L174 53H176L177 54V47L178 48H180V46H179V43H178V46H177V44H176V38H175V36H176V34H175V30L177 29L178 30V28L180 27L181 28V26H179L177 23H176V21H182V20H184V18L185 19H190L192 22H193V24H195L197 27L195 28H193V30H191V31H193V32H195L196 33V31L197 32H199L200 30H201V26L202 25H204V22L205 21H213L212 23H214L215 24V26L216 25H218V24H222L221 26H230V28H231V25H233V26H235V33H234V35H235V37H233V38H235V48L236 49H239V50H241V51H243V52H245V53H247V52H253L254 50V36H253V32H254V23L255 22H258V21H260L261 20V17L263 16L262 14V12L261 11H259L258 10V8H257V6L261 3ZM26 2V3H25ZM56 2V1H55ZM63 2V1H62ZM61 2V3H62ZM70 2V1H69ZM104 2V1H103ZM107 0H106V4H107ZM111 2V0L108 2V3H110ZM152 2V1H151ZM150 2V3H151ZM168 2V1H167ZM225 3H229V2H231V0H226V1H224ZM27 4V8L24 10L23 9V7H22V4ZM47 3H49V1L47 2ZM46 3V4H47ZM57 3H58V1H57ZM63 3H67V1L66 2H63ZM97 3V2H96ZM95 3V4H96ZM99 3V2H98ZM117 3H118V1H117ZM144 3V4H145ZM149 3V2H148ZM148 3H146V4H148ZM150 3H149V5H150ZM153 4L155 3V2H152ZM151 3V4H152ZM50 4V3H49ZM52 4H53V2H52ZM67 4H71V3H67ZM67 4L66 5H63L62 7H60L62 10H65V9H63V7L64 6H67ZM87 4V3H86ZM95 4H93V5H95ZM102 4H104V3H102ZM101 4V5H102ZM119 4V3H118ZM145 4V5H146ZM44 7H43V6ZM58 5V4H57ZM92 5V6H93ZM109 5H111V3L109 4ZM108 5V6H109ZM148 5V6H149ZM166 5V6H165ZM53 6H54V4H53ZM90 6V5H89ZM100 6V5H99ZM107 6V7H108ZM153 6V5H152ZM151 5L149 6V7H152ZM156 5H154V7H155ZM163 6H165V7H163ZM25 7H26V5H25ZM24 7V8H25ZM51 7V6H50ZM55 7V6H54ZM54 7H53V9H54ZM67 7H71V5L69 6H67ZM88 7V6H87ZM105 11H107L106 10V8H104L103 6H101ZM144 7V9L146 10V6H143V4H142V8ZM157 7V6H156ZM161 7H159V9L161 10L162 8ZM58 8V7H57ZM93 8H96L95 6H93ZM93 8H90V9H93ZM138 6H137V10H138ZM47 9H44L43 11H45V12H43V13H45L46 14V10ZM61 9H59L60 11H58V12H61ZM90 9H87L86 10V12H84V14H83V19L85 20V21H81L82 23H80L79 22V25H77V27L74 29V34H75V36H76V40L78 41V42H76L77 43V46H78V44H82V46H84L85 45V47H86V43H87V45H89V44H91L92 45V50H93V46H94V43H95V41H103V44H105L106 42L104 41V39L106 40V39H108L107 38V36L105 37V36H103V35H101V33L103 32L102 30L101 31H99L101 28H106L107 29V31L109 32V33H111L112 34V32H114V35H115V33H117V34H119V32H122V30H121V24L123 25L124 24V26L123 27H126V28H128V27H130V28H132L131 26L132 25H134L133 23V21H134V19H133V21H132V19H131V17H130V19L127 21V25L125 26V23H122V22H119V20L118 19H116V18H118V17H115V19H112L110 16H111V14H110V11H111V9L109 10V8H108V11L107 12H105L104 10H103V13H101L100 14V12L98 13V12H96V11H94V10H96V9H93V11H92V13H91V11H89ZM149 9V8H148ZM158 9V10H159ZM98 10V9H97ZM102 10V9H101ZM163 10V9H162ZM168 10V9H167ZM49 11V10H48ZM52 11L53 10H50V12L52 13ZM66 11H69V10H66ZM118 11H120L119 9H118ZM139 11H142V9H139ZM138 11V12H139ZM144 11V10H143ZM150 11H151V9H150ZM57 12V13H58ZM63 12V11H62ZM137 12V13H138ZM158 12V11H157ZM156 12V13H157ZM166 12V11H165ZM43 13H41V14H43ZM120 13L122 14V11H120ZM156 13H155V15H156ZM262 13V14H261ZM48 15H49V13H47ZM58 14H60V13H58ZM63 14V13H62ZM65 15H67L66 14V12L64 13ZM63 14V15H64ZM119 14V13H118ZM142 14H146V13H144V12H142ZM148 14V13H147ZM144 15V16H148V15ZM158 14V13H157ZM37 15V16H36ZM48 15H47V20L49 19L50 20V17L48 18ZM62 15V16H63ZM90 15V17H88ZM116 15V14H115ZM141 14H137V16H138V19L142 16H140ZM152 15H154V14H152ZM154 15V16H155ZM159 15V14H158ZM51 16H53V13H52V15ZM56 16H57V18H56ZM54 15L53 17H55L56 18V21L55 20H53L52 22H57L58 23V18L59 17H62L61 15L60 16H58V15ZM112 17H113V15H112ZM123 17V16H122ZM39 18V19H38ZM43 18V17H42ZM114 18V17H113ZM125 18H127V16L125 17ZM137 18V17H136ZM142 18V17H141ZM154 18H156V17H154ZM45 19V18H44ZM67 19V18H66ZM138 19H135V21L136 22H138L139 23V21H138ZM153 19V18H152ZM165 19V20H166ZM263 19V18H262ZM48 20V21H49ZM140 20V19H139ZM141 20H143V19H141ZM164 20V19H163ZM163 20L162 21H160V24H162L161 22H163ZM41 21V20H40ZM144 21V20H143ZM158 21V22H159ZM186 21V20H185ZM187 21H189V20H187ZM262 21V20H261ZM41 22H43L44 23V20H42ZM46 22V21H45ZM50 22H51V20H50ZM78 22V21H77ZM126 22V21H125ZM146 22H147V20H146ZM121 23V24H120ZM47 24H48V22H47ZM56 24V23H55ZM77 24V23H76ZM135 24H137V23H135ZM158 24V23H157ZM156 24V25H157ZM35 25H38V26H36L35 27ZM57 25V24H56ZM55 25V26H56ZM60 25V24H59ZM139 25V24H138ZM159 25V24H158ZM46 26V23H45V25L44 26H42V27H45ZM50 26V25H49ZM48 26V27H49ZM61 26V25H60ZM135 26V25H134ZM232 26V27H233ZM33 27V28H32ZM47 27V26H46ZM54 27V26H53ZM122 27V28H123ZM3 28V29H4ZM32 28V29H31ZM52 28V27H51ZM129 28V29H130ZM158 28V27H157ZM205 28V27H204ZM203 28V29H204ZM31 29V30H30ZM41 29H43V31L41 30ZM50 29V28H49ZM54 29V28H53ZM106 29L104 30V31H106ZM134 28H132V30H133ZM147 29V28H146ZM165 29V28H164ZM200 29V30H199ZM39 30H41V35L40 36H38V37H40V39L42 40L41 41V43L42 42H44L45 41V38L47 37V31L48 30H46V29H44V28H40ZM55 30H56V28H55ZM59 30V29H58ZM154 30H155V28H154ZM157 30L158 29H156V32H157ZM159 30H160V28H159ZM8 31H9V33H8ZM30 31V32H29ZM54 31V30H53ZM124 31H125V29L123 30V35L126 37V35L127 36H129V34H130V30H127V31H125V33L127 32V34H124ZM150 31H151V29L150 30H147V34L148 33H150ZM44 32V33H43ZM49 32H50V30H49ZM57 32V31H56ZM55 32V33H56ZM133 32V31H132ZM132 32H131V34H132ZM137 32V31H136ZM152 32H154L155 33V31H153L152 30ZM174 32V33H173ZM43 33V34H42ZM54 33V34H55ZM104 33H106V32H104ZM135 33V32H134ZM133 33V34H134ZM6 34V35H7ZM50 34V33H49ZM53 33H51V35H52ZM52 35V36H55V35ZM137 34V33H136ZM145 34V33H144ZM144 34H143V36H144ZM175 34V35H174ZM28 35V36H29ZM110 35V34H109ZM113 35V36H114ZM135 35V34H134ZM142 35V34H141ZM27 36V35H26ZM105 37V38H103V37ZM113 36H109V37H112V38H115V36L113 37ZM120 36H121V34H120ZM119 36V37H120ZM24 37V38H23ZM38 37H36V39L38 40ZM42 37V38H41ZM49 37V36H48ZM47 37V38H48ZM51 37V36H50ZM49 37V38H50ZM56 37V36H55ZM74 37V36H73ZM117 37H118V35H117ZM116 37V38H117ZM125 37H123V39L125 38ZM131 37V36H130ZM176 37H179V36H176ZM28 38V37H27ZM48 38V39H49ZM53 38V37H52ZM51 38V39H52ZM112 38H110V39H112ZM122 38V37H121ZM127 38V37H126ZM125 38V39H126ZM215 38V37H214ZM34 39H35V36H34ZM35 39V40H36ZM56 39L57 38H55V39H52V40H55V42L54 43H56L57 41H56ZM119 39V38H118ZM117 39V40H118ZM182 39V38H181ZM27 40V41H28ZM34 40V41H35ZM44 40V41H43ZM180 40V39H179ZM183 40V39H182ZM212 40V39H211ZM15 41H16V39H15ZM28 41V42H29ZM133 41H136V39L135 40H133ZM141 41V40H140ZM181 41V40H180ZM184 41V40H183ZM1 42H3L4 43V41H1ZM27 42V46L28 47H32V48H34V51H33V49H32V51L33 52H35V50L37 49V51H36V53H35V55L37 56H35L36 58V60L35 61H42V58H39V59H41V60H38V56H39V54H41L40 53V49H42V48H44L45 47V44H43V45H41V43L40 44H31V43H28ZM39 42H40V40H39ZM38 41H37V43H39ZM50 42H51V40H50ZM86 42V43H85ZM105 42V43H104ZM108 42H109V40H108ZM108 42L105 44V45H107L108 44ZM115 44L118 42H115V40L113 41ZM128 42V41H127ZM137 42V41H136ZM142 42V41H141ZM141 42H139V43H141ZM2 43V44H3ZM15 43V46H17L18 44H16ZM46 43H47V46H48V42L46 41ZM52 43L53 42H51V45H52ZM110 43H112V42H110ZM109 43V44H110ZM119 43H121V42H119ZM138 43V42H137ZM183 43H185V42H183ZM212 43H213V41H212ZM1 44V43H0ZM13 44H10L11 45V47H12V45ZM25 44H26V41H25ZM30 44V45H29ZM57 44V43H56ZM75 44V43H74ZM101 44V43H100ZM108 44V45H109ZM123 44V43H122ZM181 44V43H180ZM19 45H18V48L20 49V47H19ZM41 45V46H40ZM51 45H50V47H48V48H51ZM79 45V46H80ZM104 45V46H105ZM112 45V44H111ZM117 45H119V44H117ZM132 45V44H131ZM130 45V46H131ZM136 45V44H135ZM139 44H137L136 46L137 47H139L138 46ZM212 45V44H211ZM23 47H24V45H22ZM26 46V47H27ZM53 46V45H52ZM56 46V45H55ZM59 46H61V45H59ZM79 46H78V48L76 49V50H74V52H73V54L75 53V51L77 52V50L79 49ZM81 46V47H82ZM100 46V45H99ZM101 46H102V44H101ZM100 46V47H101ZM110 46V45H109ZM133 46H134V44H133ZM201 46V45H200ZM22 47V48H23ZM62 47V46H61ZM97 47V46H96ZM106 47V46H105ZM105 47H103V49L105 48ZM115 47H116V45H115ZM132 47V46H131ZM136 47V48H137ZM2 48H3V46H2ZM17 47H15L14 49H16ZM57 48V47H56ZM72 48V47H71ZM74 48H76V45H75V47ZM87 49V51H88V48H89V46L88 47H86ZM91 48V47H90ZM89 48V49H90ZM95 48V47H94ZM107 48V47H106ZM119 48V47H118ZM200 48H202V46L200 47ZM233 48V47H232ZM1 49V48H0ZM13 49V50H14ZM28 49V48H27ZM52 49H53V47H52ZM73 49V48H72ZM71 49V50H72ZM96 49V48H95ZM94 49V50H95ZM98 49V48H97ZM102 49V50H103ZM109 49H111V48H109ZM109 49H106V51L107 50H109ZM134 49V48H133ZM176 49V50H175ZM2 50V49H1ZM4 50V49H3ZM3 50H2V52H3ZM13 50H9V51H12L13 52ZM25 50V49H24ZM46 50V49H45ZM92 50H90V51H92ZM94 50L92 51L93 52V54L95 53L94 52ZM101 50V49H100ZM114 50V49H113ZM173 50V52H171ZM179 50V49H178ZM201 50V49H200ZM15 51V50H14ZM21 51V50H20ZM26 51V50H25ZM24 51V52H25ZM38 51H39V54H38ZM42 51H44V49L42 50ZM41 51V52H42ZM59 51V50H58ZM84 52V48L82 47V50H81V54H83V52ZM104 51V50H103ZM168 51V52H167ZM181 51H182V48H181ZM240 51V52H241ZM1 52V53H2ZM15 52H17L18 53V51H15ZM33 52H29L28 54H30V53H32L33 54ZM89 52V51H88ZM88 52H86L85 51V53H88ZM108 52V51H107ZM251 52V53H252ZM0 53V54H1ZM14 53V52H13ZM12 53V55H14ZM21 53V52H20ZM44 53H45V51H44ZM49 53H51L50 51H49ZM53 53V52H52ZM84 53V56L86 55ZM89 53H91V52H89ZM96 53H97V50H96ZM96 53H95V56H96ZM106 53V52H105ZM11 54V53H10ZM16 54V53H15ZM19 54V53H18ZM27 54V53H26ZM42 54H43V52H42ZM57 54V53H56ZM77 54V53H76ZM75 54V55H76ZM102 54L104 55V53L102 52ZM118 54H121V53H118L117 52V55ZM123 54V53H122ZM5 55V54H4ZM17 55V54H16ZM21 56L22 55H24V53H23V51H22V53L20 54ZM20 55H18V56H16L15 58H16V60H17V57L19 58V56ZM31 55V54H30ZM34 55V54H33ZM33 55H31V56H33ZM71 55V57H72V54H70ZM75 55L73 56V57H75ZM78 55H80V53L78 54ZM166 55H164V56H166ZM197 55V54H196ZM216 55V54H215ZM249 55H250V53H249ZM1 56V55H0ZM6 56V55H5ZM8 56V55H7ZM10 56V55H9ZM20 56V57H21ZM77 56V55H76ZM84 56H82V57H84ZM90 56H92L91 54H90ZM89 56V57H90ZM94 56V55H93ZM108 56V55H107ZM120 56V55H119ZM200 56V55H199ZM198 56V57H199ZM2 57H4V56H2ZM12 57H14V56H12ZM11 57V58H12ZM23 57V56H22ZM21 57V58H22ZM25 57V56H24ZM26 57H29L30 59H31V57L28 55H26ZM39 57H42V55H40ZM72 57V58H73ZM89 57H87L86 58V56H85V59L87 60H89ZM114 57V56H113ZM118 57V56H117ZM172 57V56H171ZM170 57V58H171ZM10 58V57H9ZM11 58L9 59V61L11 60ZM27 59V60H30V59ZM33 59L31 60V61H29L30 63H33L34 65H36V63H35V61H33L34 60V57H32ZM70 58V57H69ZM72 58H70V60L71 61H74ZM76 58V57H75ZM78 58H79V56H78ZM81 58V57H80ZM91 58H93V57H90V59ZM101 58H102V56H101ZM103 58H104V56H103ZM105 58H106V56H105ZM120 58V57H119ZM158 58V57H157ZM174 58V57H173ZM13 59V58H12ZM94 59H95V57H94ZM97 59H99V58H97ZM214 59V58H213ZM5 60V59H4ZM19 60H21V59H19ZM102 60H104V59H102ZM157 60V59H156ZM155 60V61H156ZM215 60V59H214ZM249 60V59H248ZM12 61V60H11ZM15 61V60H14ZM14 61H12V63H13V67H15V69L13 70H10L11 72L13 71V72H15V74L16 73H18L17 71H18V69H19V71H21V69H20V67L22 68V65H20L17 61L16 62H14ZM77 61V60H76ZM76 61H75V63H76ZM83 61L84 62H82L81 63V65H83V63L84 64H86L85 63V60H84V58H83ZM90 61V60H89ZM92 61V60H91ZM96 61V60H95ZM98 61V60H97ZM250 61V60H249ZM23 62L25 63V60H23ZM171 62V61H170ZM215 62H216V60H215ZM250 62H252V61H250ZM11 63V64H12ZM15 63H17L15 66H14V64ZM30 63H28V64H30ZM55 63V62H54ZM53 63V64H54ZM71 63H73V62H71ZM93 63H95L94 62V60H93ZM98 63H99V61H98ZM97 63V64H98ZM151 63V64H150ZM211 63H212V61H211ZM217 65H218V67L216 66L214 69H213V67H210V70L212 71V72H215V71H218V68H221V64H220V62L217 60ZM9 64H10V62H9ZM27 64V65H28ZM74 64V63H73ZM90 64V63H89ZM103 64V63H102ZM128 64H130V63H128ZM131 64H132V62H131ZM155 64V63H154ZM216 63H214L213 65H215ZM219 64L221 65L220 67H219ZM17 65H20V67L18 68V66ZM25 65H26V63H25ZM26 65V66H27ZM56 65H57V63H56ZM127 65V64H126ZM148 65V66H149ZM25 66V67H26ZM29 66V65H28ZM58 66V65H57ZM71 66V65H70ZM69 66V67H70ZM78 66V65H77ZM86 66V65H85ZM84 66V67H85ZM91 66V65H90ZM93 66H94V64H93ZM147 66V67H148ZM29 67H31V66H29ZM39 67V66H38ZM61 67V66H60ZM72 67V66H71ZM76 67V66H75ZM88 67V66H87ZM86 67V68H87ZM96 67V66H95ZM94 67V68H95ZM199 67V66H198ZM223 67V66H222ZM55 68H56V66H55ZM78 68V67H77ZM83 68V67H82ZM127 68V67H126ZM164 68V67H163ZM196 68H197V66H196ZM217 68V69H216ZM9 69V68H8ZM11 69V68H10ZM24 69V68H23ZM72 69V68H71ZM88 69V68H87ZM89 69H91L90 67H89ZM151 69V68H150ZM198 69V68H197ZM213 69V70H212ZM70 70V69H69ZM80 70H82V69H80ZM85 70L86 69H83L82 71H84L85 72ZM161 70L162 69H160V71H159V75H162V74H164V72L161 74ZM25 71H27V68H25ZM28 71H30L29 70V68H28ZM28 71H27V73H28ZM71 71H73V70H71ZM71 71H68V72H70L71 73V75H72V72ZM88 71H91V70H88ZM208 71H209V68H208ZM207 71V72H208ZM6 72V71H5ZM23 72V71H22ZM22 72H20V73H22ZM66 72V71H65ZM128 72V73H129ZM158 72V71H157ZM195 73H196V70L194 71ZM19 73V74H20ZM32 73V72H31ZM41 73V72H40ZM75 73V74H74ZM78 73H81V72H78ZM78 73H76V70H75V72L73 71V77L76 75V74H78ZM86 73V72H85ZM88 73V72H87ZM198 73H199V71H198ZM202 73V72H201ZM218 73V72H217ZM11 75L12 74H14V73H10ZM14 74V75H15ZM18 74V75H19ZM25 74V73H24ZM24 74L23 75H21V78H22V76H23V78L25 77L24 76ZM33 74V73H32ZM39 74V73H38ZM65 74V76L64 75H62V77H60L59 79H57V80H59V82L61 83V82H63L64 80L66 81V73H64ZM155 74L157 75V73L155 72ZM11 75H10V78H11ZM18 75H16V76H18ZM35 75V74H34ZM33 75V76H34ZM69 75L70 74H68L67 76H68V78H69ZM85 76L87 75V74H84ZM117 75V76H116ZM129 75V76H128ZM136 75H138V76H136ZM193 75V74H192ZM201 75V76H200ZM213 75H215V74H213ZM13 76V75H12ZM32 76V77H33ZM38 76V75H37ZM79 77H80V75H78ZM78 76H75V77H78ZM83 76V75H82ZM91 76V75H90ZM130 76H133L134 78H136V77H138L136 80H133L132 81V79H133V77H132V79H131V82L129 81L130 80ZM136 76V77H135ZM142 76V75H141ZM155 76V75H154ZM153 75H152V77H154ZM164 76V75H163ZM195 76H197L196 74H195ZM203 74H199V77L197 76V82L200 80V81H202V78H203ZM208 76V75H207ZM26 77H28V75L26 76ZM25 77V78H26ZM52 77V76H51ZM59 77V76H58ZM79 77H78V79H79ZM84 77V76H83ZM151 77V78H152ZM161 77V76H160ZM206 77V76H205ZM213 77V76H212ZM211 77V79L213 80V78ZM14 78V77H13ZM15 78H18V77H15ZM20 77H19V79H21ZM39 78V77H38ZM67 78V79H68ZM72 78V77H71ZM89 78V77H88ZM107 78V77H106ZM114 77H112L111 79H113ZM159 78V76L157 77V79ZM162 79H163V77H161ZM210 78V77H209ZM209 78H207V79H209ZM83 79V78H82ZM114 79H116V78H114ZM153 79V78H152ZM152 79H150V80H152ZM191 79H193V77L191 78ZM196 79V78H195ZM211 79H209V81L211 80ZM4 81L5 80H7V81H5V82H3L2 81V83H1V85H0V125L3 127L4 125H6L7 126V123L8 124H13L14 122H15V119H17V117L18 116H20L21 115V112H22V110H20L19 111V107L17 106V98L15 97V95H16V92H14L15 90L13 89V88H15L16 89V84L14 85V81L16 82V80H12V79H3ZM28 80V79H27ZM73 80L75 81L76 79H74L73 78ZM72 80V81H73ZM94 80V79H93ZM156 80V79H155ZM154 79L152 80V81H155ZM206 80V79H205ZM211 80V81H212ZM215 80V79H214ZM21 82L20 83H23V81H25V79L22 81V79L20 80ZM53 81V80H52ZM64 81V82H65ZM69 81V80H68ZM72 81L70 80V82H67L66 83V85H69L68 83H72ZM96 81V80H95ZM106 81V79L103 81V82H101V83H104ZM122 81V80H121ZM123 81V82H124ZM138 81H136L135 83H137ZM149 81V80H148ZM158 81L159 82H161V79L159 78L158 79ZM199 81V83H201ZM57 82V81H56ZM58 82V83H59ZM79 82V81H78ZM77 82V80H76V83H78ZM110 81H108V83H109ZM112 82V81H111ZM125 82H124V84H125ZM130 82V83H129ZM147 82V81H146ZM150 82V84L148 85L149 86V89H151L150 87H152L151 85H152V82L151 81H149ZM149 82H147V83H149ZM155 82H157V81H155ZM154 82V83H155ZM163 82V81H162ZM217 82V81H216ZM26 83H27V81H26ZM28 83H29V81H28ZM33 83V82H32ZM32 83L30 84V85H32ZM35 83V82H34ZM59 83V84H60ZM88 83V82H87ZM107 83V84H108ZM142 83V82H141ZM146 83V84H147ZM158 83V82H157ZM156 83V84H157ZM38 84V83H37ZM41 84V83H40ZM55 84V83H54ZM59 84H56V85H58V86H61V85H59ZM74 84V83H73ZM111 84V83H110ZM112 84H113V82H112ZM114 84H115V82H114ZM118 84V83H117ZM130 84V85H131ZM139 84V83H138ZM137 84V85H138ZM146 84H145V86H144V84L142 85V87L144 86L145 88H146ZM162 84V83H161ZM192 84V83H191ZM203 85H205V86H207L206 85V83L205 82H203L202 83ZM35 85V84H34ZM62 85H64V84H62ZM77 85V84H76ZM98 85H99V79H98ZM105 85H106V82L104 83V87H105ZM122 85V84H121ZM127 85V84H126ZM126 85H124V86H126ZM136 84H134V86H135ZM140 85V84H139ZM140 85V86H141ZM158 85H159V83H158ZM157 85V86H158ZM198 85V84H197ZM200 85V84H199ZM209 85V84H208ZM25 87V85L23 84L22 85V87ZM70 86V85H69ZM110 86V85H109ZM129 86V85H128ZM164 86V85H163ZM201 86V85H200ZM236 86H238V85H236ZM31 87V86H30ZM32 87H35V86H32ZM38 87H40V86H38ZM63 88H64V86H62ZM66 87L67 86H65V89H66ZM83 87V86H82ZM103 87V86H102ZM107 87V86H106ZM113 87V86H112ZM119 87V86H118ZM130 87V86H129ZM128 87V89H130ZM138 89H140L138 86H136ZM141 87V88H142ZM153 87H155V85H153ZM159 87H161L160 85H159ZM190 87H192V85L190 86ZM204 87V86H203ZM21 88V87H20ZM28 88V87H27ZM60 88V87H59ZM69 88V87H68ZM77 88V87H76ZM121 88H123V87H121ZM120 88V89H121ZM125 88V87H124ZM126 88H127V86H126ZM125 88V89H126ZM164 88V87H163ZM238 88V87H237ZM25 89H26V87H25ZM65 89L63 90V91H65ZM71 89V88H70ZM104 89V88H103ZM114 90H115V93H116V91L118 92V90H119V88H117V87H115V85H114V88H113ZM112 89V90H113ZM118 89V90H117ZM131 89H132V87H131ZM130 89V90H131ZM134 89V88H133ZM147 89H148V87H147ZM147 89H145V90H147ZM148 89V90H149ZM186 89V88H185ZM192 89V88H191ZM204 89V88H203ZM17 90V89H16ZM41 90V89H40ZM60 90H61V88H60ZM62 90H61V94H63L62 93ZM67 90H69V89H67ZM66 90V91H67ZM74 89H72V91H73ZM97 90V89H96ZM123 90L124 89H122L121 91L123 92ZM130 90H128L129 92H130ZM198 90V89H197ZM18 91V90H17ZM26 91V90H25ZM33 91V90H32ZM39 91V90H38ZM65 91V92H66ZM110 91V90H109ZM108 91V92H109ZM120 91V90H119ZM120 91V92H121ZM125 91V90H124ZM30 92V91H29ZM35 92V91H34ZM65 92H64V94H65ZM70 92V91H69ZM114 92V91H113ZM113 92H112V94H113ZM120 92H118V94L120 93ZM126 92H127V90H126ZM125 92V93H126ZM135 93L137 92V91H134ZM147 92V91H146ZM151 92V91H150ZM21 93V92H20ZM128 93V92H127ZM132 93V92H131ZM148 93V92H147ZM190 93H192V92H190ZM18 94V93H17ZM59 94H60V91H59ZM63 94V95H64ZM105 94V93H104ZM137 94V93H136ZM149 94V93H148ZM189 94V93H188ZM21 95V94H20ZM20 95L18 94V95H16L17 97L19 96V100L18 101H20ZM35 95V94H34ZM54 95V94H53ZM66 95V94H65ZM64 95V96H65ZM135 95V94H134ZM192 95V94H191ZM205 95V94H204ZM203 95V96H204ZM63 96V97H64ZM67 96H68V94H67ZM116 96H118V95H116ZM120 96V95H119ZM189 96V95H188ZM28 97V96H27ZM31 97H33L32 96V93H31ZM57 97L59 98V96L57 95ZM132 97V96H131ZM131 97H129V98H131ZM15 98H16V100H15ZM25 97H22L21 98V100L22 99H24ZM57 98V99H58ZM133 98V97H132ZM150 98V102L152 103L153 101H152V99H151V97H149ZM189 98H191V97H189ZM26 99V98H25ZM29 100L28 101H31L30 100V96H29V98H28ZM55 100V101H58V102H61V100L60 99H62V98H59V100ZM63 99H66V96H65V98H63ZM112 99V98H111ZM32 100H36V99H32ZM68 100V99H67ZM100 100V99H99ZM154 100H155V98H154ZM185 100V99H184ZM53 101V100H52ZM119 101H121V100H119ZM187 101V100H186ZM21 102V101H20ZM19 102V103H20ZM24 102H27L26 100L24 101ZM33 102V101H32ZM35 102V101H34ZM37 102V101H36ZM35 102V103H36ZM126 102V101H125ZM124 102V103H125ZM130 102H131V100H130ZM133 102V101H132ZM195 102V101H194ZM57 103V102H56ZM55 103V104H56ZM123 103V101H121V102H119L118 103V100H117V102H114V101H108L107 102V106H105V107H107V108H105V107H101V108H99L98 107V109H100V110H98V109H96L97 108V106L95 107V112L98 110L99 111V114L98 113H96L97 114V116H96V118H95V116H94V118H95V120H102V122L104 121V123L105 124H107L106 125V129H103V128H105V127H103V128H101L102 130H94V132H92V133H90V134H92L93 136H91L86 142H82V141H78V140H72V142L69 144V145H67V147H65L64 149H62L61 150V152H59V155H56V153L54 152V153H52V157L53 156H56V158H58V160L56 161V163H54L57 167L58 166H60V167H64V166H70L71 167V165L73 164V166H75L77 163H78V165H79V163H80V165L82 166V164H83V166L84 165H87L88 164V161H89V158H96V160L98 159V158H104V157H107V155H111V156H113L114 157V159H115V157H118L117 159H119V157H120V155L122 156V154H125V150H128L127 152H129L128 153V155L130 154L131 156H132V159L133 158H135V156L136 155H138V157H140V155H141V158H139V160H138V158H137V156H136V165H137V160L140 162V160H145V161H147L148 159L147 158H149L148 157V155L150 154V152H148V150H147V147H149V148H152V150H153V146L155 145H153V143L151 142L150 143V139L151 138H153L154 140H158V141H156V142H161V144H164V142H166V139L167 140H169V141H172L173 139V141H175V139L179 142L180 140H182L183 141V139H186L187 140V142H189L190 143V141H188V139H192L190 136H192V135H190V131H189V128H188V126H187V124H183V121L185 120V117L183 116L184 114H187V113H183L184 111H181L182 112V116L184 117V120H183V118H182V123L181 122H178V120L179 119H181V118H179V119H177L176 118V122H173V121H171V119H169L165 114H162V112H161V114H159L158 112L157 113H155V121L153 122L154 123V125L152 126L153 127V131H152V134H151V127H150V129H149V126L150 125H148V129L149 130H146V133L145 134H143L144 132H143V129H141V127H143V126H141V125H138L137 124V120H135V117H132V118H134V119H130V117H129V120H132V122H133V120H135L136 121V123H135V121L133 122V124H132V127H129L130 125H127V127L128 128H130V129H128L127 127H125L126 126V122L127 121H129V120H127V121H125L124 120V117H127V116H129L130 114H131V112L132 111H135V109L133 108V107H131L132 109H134V110H130V108H129V110L131 111L130 112V114L129 115H127L128 113L126 112L127 110L126 109H124V108H122V107H125V106H123L122 105V107L120 106L121 104H124ZM148 103V102H147ZM146 103V104H147ZM159 103V102H158ZM22 104H26V103H23V102H21V105ZM59 104V103H58ZM60 104H63V101L60 103ZM126 104H128L129 105V103H126ZM153 104H155V103H153ZM152 104V105H153ZM196 104V103H195ZM215 104H216V102H215ZM36 105V104H35ZM34 104H33V106H35ZM131 105V104H130ZM129 105V106H130ZM133 105H136L134 102H133V104H132V106ZM27 106H28V104H27ZM32 105H30V107H31ZM32 106V107H33ZM128 106V107H129ZM149 106H151V105H149ZM159 106V105H158ZM16 107H18L19 109H17ZM23 107V106H22ZM25 107V106H24ZM23 107V108H24ZM31 107V108H32ZM54 107H55V105H54ZM53 107V109H55ZM57 107H60V105H58L57 106V104H56V109H57ZM120 107L122 108V109H120ZM145 107H147L148 108V106H146L145 105ZM25 108H29V107H25ZM36 108V107H35ZM136 108V107H135ZM147 108L145 109L146 111H147ZM153 108H154V106H153ZM187 108V107H186ZM209 109H211L210 108V106L208 107ZM33 109H34V107H33ZM52 109V112L54 111L55 112V110H53ZM150 110H149V112L150 111H152L151 110V108H149ZM155 109V108H154ZM157 109V108H156ZM207 109V108H206ZM25 110V109H24ZM30 110H32V109H30ZM125 110V111H124ZM128 110V111H129ZM144 110V111H145ZM186 110V109H185ZM26 111V110H25ZM28 111H29V109H28ZM50 111V110H49ZM58 111V110H57ZM97 111V112H98ZM101 111V112H100ZM161 111V110H160ZM20 112V113H19ZM156 112V111H155ZM194 112V111H193ZM22 113H24V112H22ZM31 113V112H30ZM35 113V112H34ZM133 113V116H134V112H132ZM138 113V112H137ZM136 113V111H135V114H137ZM145 113H147V112H145ZM171 113V112H170ZM26 114H27V112H26ZM28 114H29V112H28ZM32 114V113H31ZM149 115H150V113H148ZM181 114V113H180ZM24 116H27V117H29L28 115H25V113L23 114ZM174 115H175V113H174ZM179 116V114H176V116ZM22 116V115H21ZM24 116H22L23 118H24ZM53 116H54V114H53ZM132 116V115H131ZM153 116V115H152ZM151 115H150V117H151V119L154 117H152ZM171 116H173V115H171ZM181 116V115H180ZM186 117H188V114L187 115H185ZM30 117H31V115H30ZM29 117V118H30ZM55 117V116H54ZM57 117V116H56ZM59 117V116H58ZM57 117V119H59ZM20 118V117H19ZM18 118V119H19ZM26 118V117H25ZM32 118V117H31ZM137 118H138V116H137ZM136 118V119H137ZM175 118V117H174ZM191 119L193 118V117H190ZM257 118V117H256ZM21 119V118H20ZM20 119L19 120H16L17 122L19 121L20 122ZM28 119V118H27ZM186 119H188V118H186ZM194 119L196 120V116L194 117ZM194 119H192L191 120V122L192 123H194L193 122V120ZM22 120H24V119H22ZM21 120V121H22ZM56 120V119H55ZM123 120H124V122H125V124H124V122H123ZM139 120V119H138ZM149 120H150V118H149ZM174 120V119H173ZM189 120V119H188ZM187 120V122L188 123H190V120L188 121ZM198 120H199V117H198ZM215 120V119H214ZM214 120H213V122H214ZM26 121V120H25ZM25 121H22L23 123L22 124H24V122ZM152 121V120H151ZM216 121V120H215ZM218 121V120H217ZM217 121H216V123H217ZM19 122H18V125L17 126H15L14 124V127H15V129H14V131H13V129L11 130V131H13L14 133H12V134H8V133H10V132H8L7 133V131L9 130V128H7L8 130L6 131L5 129V126H4V132H3V128L1 129L0 128V247H2L3 246V248L4 247H6V246H9L10 247V245L11 244H13L14 243V241H15V243H20L22 246H23V243L24 242H27V245H25L26 243H24V245L25 246H23V248H19V246H21V245H19L18 247H15V248H18V249H14V250H12V249H9V247H7L6 249H7V251L5 250V251H3L2 250V248H0V261H3L4 262V264H38V260H40V259H38V257L37 256H39V254H38V252L41 254V252H40V250H42L43 251V253H45L46 255H47V257L49 258V260L50 261H52V262H54V261H56V260H58L62 255H64V256H66L65 258H64V260H62V261H57V262H55V264H73V261H75V260H77V262L76 263H78V264H84V261H85V255L87 254V253H90V251H89V248L88 249H83V250H88L89 252H87V253H85V255H84V259H83V250L80 252L79 250V253H78V251H76V252H74L73 253V245H74V243H75V241H76V237H75V233H76V228H77V226L76 227H74L73 226V224L75 225V223H77V224H79V226H81V230L84 228V227H86V226H84V223H86L87 224V222L89 221V223H91L90 222V220H88L87 219V217L89 216V219H90V214L88 215V213L89 212H92V211H89L90 209H94V207L93 208H90V207H92L91 205L89 206V208H88V204H87V200H86V197L84 196V195H82L83 196V198H82V200H84L85 202H82L81 204H76V205H73L72 204V200H67V201H63L64 202V210H61V212L62 213H56L55 215H54V217L52 218V220H51V218H50V220H48V216L46 217V216H43V215H40V216H42L41 217V219H40V216L38 215L40 212H41V210L42 209H40V207L42 206V195L43 194H46V193H44V190H47V181H46V183L44 184L43 183V185H40L41 184V182H43V181H41L40 180V178L38 179H35L36 180V182L34 183V182H31V181H33V180H31L30 181V185L32 186V188L30 187L29 188V190L27 189L26 190V187H28V186H26V183L27 182H29V180L27 179V178H29L28 177V175L27 174H30V175H32L31 174V172H33V173H35V170L37 169L36 167H38V166H36V167H34L35 165H33V163H34V161L37 159V158H41L42 159V157L43 156H46V157H43V158H49V159H51L52 157H50V155L47 153V149L46 148H44L43 147V145H41V137H40V139L38 138L39 137V135H37V131L39 130H37V127H39V125L41 124V123H38L37 125V127L34 129V131H35V135H31V134H33L32 132H30V134H29V131L27 132V128H29L28 127V125H27V127H25V126H23L22 124H20L19 125ZM29 122V121H28ZM53 122L55 123V121L53 120ZM141 122V121H140ZM145 122V121H144ZM147 122H148V120H147ZM21 123V122H20ZM54 123H52V124H54ZM128 123H130V122H128ZM139 123V122H138ZM143 123V122H142ZM146 123V122H145ZM185 123H186V121H185ZM191 123V124H192ZM195 123H196V121H195ZM198 123V122H197ZM215 123V122H214ZM218 123H220V122H218ZM27 124V123H26ZM56 124V123H55ZM104 124V125H105ZM190 124V125H191ZM9 125V126H10ZM25 125V124H24ZM49 125V124H48ZM47 125V126H48ZM215 124H213V126H214ZM217 125V124H216ZM215 125V129H213V130H216V131H218V130H220V128L222 127V125L220 126V128L218 127L219 125H217L216 126ZM34 126V125H33ZM45 126V128L47 127L46 126V124L45 125H43V127ZM49 126H51V125H49ZM138 126H139V129H138ZM147 126V125H146ZM199 126V125H198ZM201 126V125H200ZM224 126V125H223ZM227 126V125H226ZM11 128H13L12 127V125L10 126ZM43 127H41L42 129H43ZM44 128V129H45ZM48 128V127H47ZM47 128H46V130H47ZM144 128V127H143ZM197 128V127H196ZM195 128V129H196ZM227 128V127H226ZM225 128V129H226ZM43 129V130H44ZM48 129H50V127L48 128ZM128 129V130H127ZM137 129L140 131V129L142 130V132H141V134H142V137H144L143 139L144 140H146V138H147V140H146V144H145V146H147L146 147V150L145 149H143L142 148V142H139V140L137 139L138 137L137 136H139V135H137L136 134V131H137ZM238 129V128H237ZM30 130V129H29ZM229 130V129H228ZM227 130V131H228ZM5 131H6V133H7V136L5 135ZM31 131H33V130H31ZM33 131V132H34ZM40 132H38L39 134H40V136H41V133H43V132H45V134H46V132H48V131H43V132H41V130H39ZM144 131H145V128H144ZM147 131H148V133H147ZM199 131V130H198ZM201 131V130H200ZM226 131V133H229V132H227ZM230 132H231V130H229ZM239 131V130H238ZM252 131H254V130H252ZM138 132V131H137ZM192 132V131H191ZM195 132V131H194ZM196 132H197V130H196ZM213 132V131H212ZM219 132V134L221 135V137L218 139V137L217 136H220V135H218V134H215V136L214 137H217V138H214V140L211 142V146H209V147H211V149H213L212 148V145L213 146H217V144L218 143H220V142H222V144H227V145H225L226 147L227 146H231V148H232V145H228V144H230V143H232L233 141H232V139L235 137H232L231 135H232V133H233V131L231 132V135H230V133L227 135L226 133H225V131H222L221 130V132L222 133H224L225 134V136H222V135H224V134H222V133H220V131H218ZM237 132V131H236ZM3 133H4V135H5V138H7V141L9 142V144H11L10 146H11V148L10 147H8L9 145H8V142L7 143H5V139H4V136H3ZM20 134V136H18V134ZM71 133V132H70ZM139 133V132H138ZM52 134H54V133H52ZM136 134V135H135ZM151 134V135H150ZM251 134H253V132H247V133H245L244 135H243V140L244 141H246L247 140V142H248V140L249 139H252V137L250 138V135ZM44 135V134H43ZM55 135V134H54ZM134 135H135V137H137L136 138V141L135 142H133L132 140H133V138H131L132 136L134 137ZM144 135V136H143ZM162 135H164V136H162ZM196 135H197V133H196ZM199 135V134H198ZM217 135V136H216ZM233 135H235V132L233 133ZM31 136H33L32 138H31ZM46 136V135H45ZM44 136V137H45ZM56 136V135H55ZM146 136V137H145ZM37 137V138H36ZM57 137V136H56ZM55 137V140H56V143H58V144H60V143H63V142H61L60 140H59V138H56ZM134 137V138H135ZM195 137V136H194ZM257 137V136H256ZM261 137V136H260ZM9 138V139H8ZM35 138H36V145L34 146L35 148H33L32 146H30V143H32V141L31 140H33V141H35ZM164 138V139H163ZM173 138V139H172ZM196 138V137H195ZM200 138V137H199ZM205 138V137H204ZM204 138H202V140H204ZM238 133L236 134V137H235V140L236 141H234L232 144L234 145V143L236 142V143H238L237 142V140H238ZM241 138V137H240ZM259 138V137H258ZM263 138V137H262ZM262 138L260 139L259 138V140L261 141L262 140ZM132 139V140H131ZM141 139V138H140ZM194 139V138H193ZM216 139H218L217 141H215ZM135 140V139H134ZM142 140V139H141ZM207 140V139H206ZM258 140V139H257ZM256 140V143L259 141H257ZM31 141V142H30ZM38 141H39V143H38ZM152 141V140H151ZM181 141V142H182ZM185 141V140H184ZM195 141H197V140H195ZM215 141V142H214ZM232 141V142H231ZM241 141H242V139H241ZM240 141V142H241ZM243 141V143H245ZM250 141V140H249ZM43 142V141H42ZM143 142H145V141H143ZM178 142H175V144H174V142H173V144L176 146L177 144L176 143H178ZM180 142V143H181ZM186 141L184 142V144L186 145V143H187ZM209 142V141H208ZM207 142V143H208ZM246 142V143H247ZM251 142V141H250ZM120 143H124V145H126V146H124V147H126L127 149H125L124 147V149L123 148H121L120 147ZM158 143H157V145H158ZM245 143V144H246ZM135 146H134V145ZM143 144V145H144ZM170 144H172V143H170ZM181 144H183V142L181 143ZM180 144V145H181ZM183 144V145H184ZM216 144V145H215ZM221 144V143H220ZM241 144H242V142H241ZM254 145H252V146H256L255 145V143H253ZM87 145V146H86ZM160 145V144H159ZM165 145V144H164ZM164 145H163V147H164ZM183 145H181V149L182 148H184V147H182ZM209 145V144H208ZM219 145V144H218ZM251 145V144H250ZM260 145V144H259ZM27 146H29V148L30 149H32V151H31V153H29V149H27L28 147ZM48 146H49V144H48ZM57 146H59V145H57ZM85 146V147H84ZM122 146V145H121ZM136 146H138L137 148H138V150H137V153H138V151H139V154H136ZM162 146V145H161ZM161 146H159V148L161 147ZM168 146V145H167ZM174 146V147H175ZM188 146V145H187ZM186 146V147H187ZM189 146H190V144H189ZM206 146V145H205ZM220 146V145H219ZM224 146V145H223ZM238 146V145H237ZM245 146V145H244ZM247 146V145H246ZM60 147V146H59ZM155 147V146H154ZM173 147V146H172ZM171 147V148H172ZM179 147L180 146H178V149H179ZM208 147V146H207ZM234 147V146H233ZM250 147V146H249ZM156 148H158L157 146H156ZM155 148V149H156ZM168 148H169V146H168ZM187 148H191V147H187ZM216 148V147H215ZM218 148V147H217ZM216 148V149H217ZM252 149H254L255 150V147L253 148V147H251ZM52 149V148H51ZM54 149V148H53ZM121 149H123V151H121ZM175 149H176V147H175ZM203 149V148H202ZM206 149H208V148H206ZM210 148L208 149V151L209 150H211ZM219 149L221 150V151H223L222 149H224L222 146H221V148L219 147ZM226 149V148H225ZM227 149H228V147H227ZM235 149H237L236 148V145H235ZM243 149H245L244 147H243ZM195 150V149H194ZM200 150V149H199ZM215 150V149H214ZM218 150V149H217ZM240 150V149H239ZM51 151H53V150H51ZM125 151V152H124ZM151 151V150H150ZM176 151V150H175ZM181 151V150H180ZM186 151H188L187 149L185 150H182V152H186ZM207 151V150H203L202 152L203 153H205V152ZM219 151V150H218ZM241 151H243V150H241ZM49 152V151H48ZM124 152V153H123ZM152 152V151H151ZM211 152L212 153H214V151L213 150H211V151H209V152H206V154L208 153L209 155L211 154ZM224 152V151H223ZM240 152V151H239ZM258 152V151H257ZM50 153V152H49ZM153 153V152H152ZM168 153V152H167ZM180 154H181V152H179ZM232 153V152H231ZM134 154H136V155H134ZM183 154V153H182ZM199 154V153H198ZM207 154V155H208ZM215 154V153H214ZM214 154H212V158L213 157H215L216 155H214ZM223 154H225V153H223ZM252 154V153H251ZM49 155V156H48ZM125 155H127V154H125ZM125 155H124V158H126L125 157ZM127 155V158L129 157ZM151 155V154H150ZM214 155V156H213ZM130 156V157H131ZM155 156V155H154ZM205 156V154L203 155H201V157H204ZM229 156V155H228ZM123 157V156H122ZM130 157H129V159H130ZM183 158H184V156H182ZM200 157V156H199ZM232 157V156H231ZM30 158V159H29ZM33 158H35V159H33ZM60 158V159H59ZM109 158H111V157H109ZM109 158L108 159H106V161L108 160L109 161ZM122 159V160H129V159ZM143 158H146V159H143ZM151 158V157H150ZM187 158V157H186ZM208 157L206 156V158L205 159H207ZM221 158V157H220ZM237 158V157H236ZM27 159H29V161H27ZM201 159V158H200ZM210 159H211V155H210ZM39 160V159H38ZM95 160V159H94ZM93 160V161H94ZM105 160V159H104ZM120 160H121V157H120ZM120 160H117V161H120ZM121 160V161H122ZM134 160V159H133ZM133 160H131L130 159V161H127V163H128V167L132 164V166L135 164H133V163H131V164H129V162H132ZM150 160V159H149ZM203 160V159H202ZM42 161V160H41ZM97 161H99V160H97ZM101 161H103V160H101ZM105 161V162H106ZM114 161V160H113ZM113 161L111 162L112 164H113ZM120 161V162H121ZM122 162V163H124L125 164V166L127 167V163L126 162ZM135 161V160H134ZM207 161H209V158H208V160ZM210 161H212V160H210ZM209 161V162H210ZM238 161V160H237ZM236 161V162H237ZM35 162H37V161H35ZM116 162V161H115ZM114 162V163H115ZM138 162V163H139ZM142 162V161H141ZM150 162V161H149ZM152 162V161H151ZM184 162V161H183ZM209 162H206V163H208L209 165L211 164V163H209ZM240 162V161H239ZM71 163V165H69ZM107 163V162H106ZM110 163V162H109ZM109 163H107V164H109ZM180 163H181V160H180ZM40 164V163H39ZM90 164H91V162H90ZM93 164V163H92ZM102 164H104V163H102ZM140 164V163H139ZM139 164H138V166H139ZM142 164H143V162H142ZM142 164H140L141 166V168H142ZM184 164V163H183ZM240 164V163H239ZM32 165H33V167L34 168H36L35 170H34V168H32ZM44 165V164H43ZM55 165H53V167H51L50 168V170L53 168V169H55L54 167H55ZM79 165V166H80ZM105 165V164H104ZM110 165V164H109ZM115 165V164H114ZM144 165V164H143ZM185 166H187L188 167V165L185 163L184 164ZM42 166V165H41ZM39 166L40 168H42L43 169V171H45V173H46V170H47V168L49 169V167H46V166ZM67 166V167H68ZM71 167V168H75V167H78L77 165L75 166V167ZM80 166V167H81ZM107 166V165H106ZM112 166V165H111ZM145 166V165H144ZM143 166V167H144ZM149 165H147V167H148ZM181 166H182V164H181ZM191 166V165H190ZM207 166V165H206ZM236 166V165H235ZM239 166V165H238ZM237 166V167H238ZM90 167H91V165H90ZM110 167V166H109ZM113 167V166H112ZM116 167V166H115ZM115 167H113V168H115ZM118 167H119V165H118ZM118 167H116V168H118ZM186 167V168H187ZM233 167V166H232ZM236 167V168H237ZM66 168V167H65ZM83 168V167H82ZM81 168V169H82ZM104 168V167H103ZM133 168V167H132ZM131 168V169H132ZM149 168H151V167H149ZM235 168V169H236ZM239 168V167H238ZM241 168V167H240ZM45 169V170H44ZM52 169V170H53ZM58 169V168H57ZM77 169V168H76ZM75 169V170H76ZM80 169V168H79ZM84 169V168H83ZM82 169V170H83ZM121 169V168H120ZM120 169H118V170H120ZM127 169V168H126ZM139 169V168H138ZM194 169V168H193ZM39 170V169H38ZM51 170V171H52ZM61 170V169H60ZM63 171H64V169H62ZM65 170H70V169H68V168H66ZM103 170V169H102ZM130 170V169H129ZM133 170V169H132ZM136 170V169H135ZM232 170V169H231ZM42 171V170H41ZM41 171H38V172H41ZM56 172H58L59 170H55ZM81 171V170H80ZM104 171V170H103ZM103 171H102V174H103ZM116 171V170H115ZM131 171V170H130ZM154 171V170H153ZM160 171V170H159ZM166 171V170H165ZM165 171H163V172H165ZM233 171V170H232ZM232 171H230V172H232ZM235 171V170H234ZM30 172V173H29ZM37 172V173H38ZM49 172V171H48ZM47 172V173H48ZM53 172V171H52ZM61 171H59V173H60ZM66 172V171H65ZM71 172V171H70ZM81 172H83V171H81ZM110 172V171H109ZM122 172V171H121ZM157 172V171H156ZM156 172H154V173H156ZM75 173V172H74ZM116 173H118V172H116ZM133 173V172H132ZM142 173H143V171H142ZM145 173V172H144ZM146 173H147V171H146ZM145 173V174H146ZM222 173V172H221ZM229 173V172H228ZM44 174V173H43ZM66 174V173H65ZM67 174H68V171H67ZM69 174H71V173H69ZM123 174V173H122ZM126 174V173H125ZM147 174H149V173H147ZM146 174V175H147ZM168 174H170V173H168ZM29 175V176H30ZM34 175V174H33ZM33 175H32V177H33ZM37 175V174H36ZM40 175V173L38 174V176ZM49 175V174H48ZM43 176V177H45L47 180L50 178V176H52V175H54L53 173H52V175H49V176ZM55 175H57V176H59V174H55ZM104 175V174H103ZM115 175V177H116V174H114ZM117 175H119V176H117V178H121L122 176H124V174L121 176V173L119 172ZM132 175V174H131ZM136 175H138V174H136ZM141 175V174H140ZM142 175H144V174H142ZM220 176L222 175V174H219ZM224 175V174H223ZM229 175V174H228ZM230 175H232V174H230ZM229 175V176H230ZM234 175V174H233ZM61 176V175H60ZM69 176V175H68ZM109 176H110V174H109ZM112 176V175H111ZM121 176V177H120ZM139 176V175H138ZM154 176V175H153ZM156 176V175H155ZM160 176V175H159ZM166 176H167V171H166ZM169 176V175H168ZM167 176V177H168ZM229 176H225V177H229ZM34 177H36V176H34ZM34 177L32 178V179H34ZM42 177V178H43ZM104 177V176H103ZM108 177V176H107ZM106 177V178H107ZM113 177V176H112ZM114 177V178H115ZM126 177V176H125ZM124 177V178H125ZM135 177V176H134ZM148 177V176H147ZM152 177V176H151ZM158 177V176H157ZM170 177V176H169ZM206 177V176H205ZM222 177V176H221ZM231 177V176H230ZM30 178H31V176H30ZM102 178V177H101ZM113 178V179H114ZM124 178H122V179H124ZM163 178V177H162ZM171 178V177H170ZM45 179V180H46ZM53 179V178H52ZM60 179V178H59ZM58 178L56 179V180H58V181H60ZM65 179V178H64ZM67 179V178H66ZM99 179V178H98ZM103 179L104 178H102V181H103ZM121 179V181H122V186H123V184L125 185V187L127 186V183L124 181V180H126V179H124V180H122ZM138 179V178H137ZM141 179V178H140ZM152 179V178H151ZM158 179H160V178H158ZM224 179V178H223ZM228 179V178H227ZM34 180V181H35ZM38 180V181H37ZM41 182H40V181ZM55 180V181H56ZM127 180H128V178H127ZM135 180H136V178H135ZM156 180V179H155ZM57 181V182H58ZM62 181V180H61ZM97 181V180H96ZM95 181V182H96ZM126 183H124V182ZM138 181V180H137ZM151 181H153V180H151ZM205 181V180H204ZM216 181V180H215ZM39 182H40V184H39ZM45 182V181H44ZM51 182L53 183L54 181H52L51 180ZM65 182V181H64ZM92 182V181H91ZM93 182H94V180H93ZM94 182V183H95ZM104 182V181H103ZM116 182H119L118 184L117 183H115L116 184V188H119V190H117V191H120V192H117L118 194L117 195H119L118 197L120 198V203L123 201V202H125L126 204H127V206H126V208L128 207V209H131V204L129 203V201H128V199H127V195L126 194H128L127 193V191L128 190H125V192H124V190L122 189V188H125L124 186L122 187L121 185H120V180L119 181H116ZM128 182V181H127ZM130 182H132V181H130ZM129 182V183H130ZM203 182V181H202ZM214 182V181H213ZM48 183H49V181H48ZM50 183L51 184V187L54 189H52L51 187V189L49 188L48 190H49V192H50V190H53V191H51L50 193L48 192L47 194H50V196H52L51 194L52 193H58L55 189H57L58 188V185H61L60 183H58V185H57V183L55 182V184L53 183ZM62 183H63V181H62ZM71 183V182H70ZM97 183V182H96ZM100 183H102V182H100ZM99 182H98V184H100ZM106 183V182H105ZM140 183V182H139ZM214 183H216V182H214ZM233 183H235L234 181H233ZM49 184V185H50ZM69 184V183H68ZM113 184V183H112ZM114 184V185H115ZM133 184H134V182H133ZM136 184V183H135ZM52 185H55V187H53ZM70 185V184H69ZM128 185H131V183L130 184H128ZM138 184H136V187H139V185L137 186ZM143 185V184H142ZM141 185V186H142ZM151 184H149V186H150ZM233 185V184H232ZM235 185V184H234ZM101 186H103V185H101ZM121 186V187H120ZM132 186V185H131ZM131 186H129V188L131 187ZM148 186V185H147ZM210 186V185H209ZM217 186V185H216ZM236 186V185H235ZM61 187V186H60ZM59 187V188H60ZM81 187V186H80ZM115 187H113V188H115ZM133 187V186H132ZM132 187L130 188L131 190H133L132 189ZM151 187V186H150ZM149 187V188H150ZM187 187V186H186ZM206 187V186H205ZM213 187V186H212ZM77 188V187H76ZM105 188V187H104ZM115 188V189H116ZM134 189H135V187H133ZM145 188V187H144ZM189 186H188V190H189ZM241 188V187H240ZM239 188V189H240ZM83 189V188H82ZM102 190H103V187L101 188ZM126 189H128V186L126 187ZM152 189V188H151ZM183 189H185V186H184V188ZM187 189V188H186ZM230 189H232V188H230ZM237 189V188H236ZM57 190H59V189H57ZM92 190V189H91ZM105 190V189H104ZM103 190V191H104ZM112 190H114V189H111V191ZM141 190H142V188H141ZM192 190V189H191ZM215 190V189H214ZM28 191V192H27ZM60 191V190H59ZM79 191H80V189H79ZM82 191H84V193L86 194H88V192H86V189L84 190H82ZM114 191H116V190H114ZM179 191V190H178ZM177 191V192H178ZM190 191V190H189ZM197 191V190H196ZM195 191V192H196ZM222 191V190H221ZM226 191V190H225ZM228 191V190H227ZM25 192H27L26 194H25ZM47 192V191H46ZM173 192V191H172ZM175 192V191H174ZM192 192H193V190H192ZM212 192V191H211ZM64 193V192H63ZM104 193V192H103ZM115 193V192H114ZM131 193V192H130ZM133 193V192H132ZM179 193H180V191H179ZM182 193H184L183 191H182ZM189 193V192H188ZM58 194H60V192L58 193ZM58 194H54V196H57ZM116 194V193H115ZM144 194V193H143ZM181 194V193H180ZM185 194V193H184ZM192 193H190V195H191ZM194 194V193H193ZM209 194V193H208ZM213 194V193H212ZM217 194V193H216ZM221 194V193H220ZM62 195H64V194H62ZM97 195V194H96ZM110 195V194H109ZM116 195V196H117ZM146 195V194H145ZM186 195H187V193H186ZM185 195V196H186ZM45 196V195H44ZM48 196V195H47ZM47 196H45V197H47ZM59 196V195H58ZM71 196H73V195H71ZM108 196V195H107ZM179 196V195H178ZM181 196V195H180ZM193 196V195H192ZM191 196V197H192ZM63 197V196H62ZM104 197H106V196H104V194H103V198ZM132 197V196H131ZM182 197H184V196H182ZM216 197V196H215ZM220 197V196H219ZM40 198H42V199H40ZM52 198V197H51ZM51 198H45L46 199V202L48 201V199H49V201H50V199ZM58 198V197H57ZM67 198V197H66ZM99 198V197H98ZM98 198H97V200H98ZM108 198H110V197H108ZM112 198V197H111ZM138 198H139V196H138ZM185 198V197H184ZM188 200H192L193 198V200L191 201L190 200V205H191V202H192V205H194L193 204V201L195 200V197H193V198H190V196H188ZM218 198V197H217ZM55 199H56V197H55ZM60 199V198H59ZM140 199V198H139ZM143 199V198H142ZM183 199V198H182ZM181 199V200H182ZM216 199V198H215ZM77 200V199H76ZM104 200H105V198H104ZM185 200V199H184ZM188 200H186V201H188ZM209 200V199H208ZM212 200V199H211ZM216 200H218V199H216ZM216 200H213V201H216ZM100 201V200H99ZM218 201H220V200H218ZM43 202H45V200H43ZM45 202V203H46ZM51 202V201H50ZM75 202V201H74ZM222 202H223V200H222ZM80 203V202H79ZM91 203V202H90ZM89 203V204H90ZM179 203V202H178ZM208 203H209V201H208ZM211 203V202H210ZM213 203V202H212ZM215 203V202H214ZM216 203H218V202H216ZM220 204H221V202H219ZM49 204V203H48ZM118 204H119V201H118ZM121 204H123L124 205V203H121ZM121 204H119L120 205V207H121ZM125 204V205H126ZM52 205H53V203H52ZM61 205V204H60ZM116 205V204H115ZM119 205H118V207H119ZM218 205V204H217ZM216 205V206H217ZM152 206V205H151ZM151 206H150V209H154V208H156V207H152L151 208ZM186 206V205H185ZM209 207H210V205H208ZM207 206V207H208ZM214 206V205H213ZM109 207V206H108ZM107 207V208H108ZM116 207V206H115ZM117 207V208H118ZM124 207V206H123ZM143 207V206H142ZM142 207H140L139 206V209L141 208L142 209ZM149 207V206H148ZM148 207H147V209H148ZM194 207V206H193ZM192 207V208H193ZM200 207H202V206H200ZM208 207V208H209ZM62 208V209H63ZM116 208V209H117ZM125 208V207H124ZM211 208L213 209L214 207H212V205H211ZM48 209V208H47ZM112 209V208H111ZM119 209V208H118ZM118 209H117V211H118ZM121 210L123 209V208H120ZM119 209V210H120ZM127 209V210H128ZM144 209V208H143ZM157 209V208H156ZM196 209V208H195ZM44 211H45V209H43ZM42 210V211H43ZM115 210V208L113 209V211ZM158 210V209H157ZM157 210H156V212H157ZM201 210H203V209H201ZM95 211V209L93 210V212ZM116 211V210H115ZM129 211V210H128ZM138 211V210H137ZM140 211V210H139ZM153 211V210H152ZM154 211H155V209H154ZM172 211V210H171ZM58 212V211H57ZM85 212H87V214L85 213ZM122 212V211H121ZM145 212V211H144ZM147 212V211H146ZM148 212H150L151 213V211H148ZM159 212V211H158ZM162 212H164V210L162 211ZM162 212H161V214H162ZM190 212V211H189ZM47 213V212H46ZM55 213V212H54ZM120 213V212H119ZM133 213V212H132ZM149 213V214H150ZM153 213V212H152ZM202 213V212H201ZM92 214V213H91ZM94 214H95V212H94ZM113 214H115L114 212H113ZM145 214V213H144ZM158 214V213H157ZM189 214V213H188ZM191 215H194V214H192V213H190ZM211 214V213H210ZM215 214V213H214ZM37 215H38V220H35L36 218L35 217H37ZM53 215H49V216H53ZM131 215V214H130ZM130 215H129V217H130ZM133 215V214H132ZM138 215V214H137ZM154 215V214H153ZM159 215V214H158ZM163 215V214H162ZM162 215H159V216H161V220H163L164 218L163 217H166V216H162ZM196 215V214H195ZM194 215V216H195ZM209 215V214H208ZM207 215V216H208ZM87 216V217H86ZM92 216V215H91ZM117 216V215H116ZM134 216H136V215H133V217ZM139 216V215H138ZM145 216V215H144ZM148 216V215H147ZM147 216H145V217H147ZM154 216H156V215H154ZM197 216V215H196ZM206 216V215H205ZM110 217H112V215L110 216ZM140 217H142L141 215H140ZM139 217V218H140ZM150 217V215L148 216V218ZM175 217V216H174ZM35 218V219H34ZM93 218V217H92ZM115 218H117V217H115ZM131 218H132V216H131ZM135 218H137V217H135ZM138 218V219H139ZM159 218V217H158ZM169 218H171V216L169 217ZM197 218V217H196ZM113 219H114V216H113ZM113 219H112V221H113ZM130 219V218H129ZM147 219V218H146ZM159 219V220H160ZM166 219H168V218H166ZM166 219H165V222H168V221H171V220H167L166 221ZM193 219V218H192ZM224 219V218H223ZM88 220V221H87ZM141 220V219H140ZM161 220H160V222H161ZM177 220V219H176ZM175 220V221H176ZM194 220V219H193ZM110 221H111V219H110ZM128 221V223L130 222V221H132L131 219H130V221L129 220H127ZM133 221H134V218H133ZM136 221V220H135ZM135 221H134V223H135ZM139 223L141 222V221H139V220H137ZM164 221V220H163ZM163 221H162V223H163ZM59 223L60 225H61V227H63L64 226V228H66V233H67V236L65 237V236H63L62 237V231H63V229L61 228V231L59 230L60 228H57V227H55L56 225H55V223ZM81 222V223H80ZM148 221H146V223H147ZM150 222V221H149ZM164 222V223H165ZM195 222V221H194ZM219 222V221H218ZM83 223V224H82ZM133 223V222H132ZM144 224H145V222H143ZM141 224V225H144V224ZM183 223V222H182ZM181 223V224H182ZM189 223H190V220H189ZM192 223V222H191ZM197 223V222H196ZM59 224H57V225H59ZM110 224H112V223H110ZM125 224V223H124ZM157 224V223H156ZM170 224V223H169ZM171 224H173V221H172V223ZM176 224L177 223H175V225L173 224V226H171L172 227V229H173V227H175V228H177L178 227V225L176 226ZM180 224V223H179ZM231 224V223H230ZM55 225V226H54ZM117 225L118 224H116V227H117ZM120 225V224H119ZM132 225V224H131ZM130 225V226H131ZM146 225V224H145ZM145 225H144V227H142V230H143V228H145L146 229V227L147 226H149L148 225V223H147V226L145 227ZM159 225V224H158ZM182 225H184V224H182ZM186 225H187V227L189 226L187 223H186ZM185 225V226H186ZM192 225V224H191ZM79 226H78V228H79ZM89 226V225H88ZM91 226V225H90ZM89 226V227H90ZM125 226H127V225H125ZM130 226H128V228L130 227ZM134 226V225H133ZM132 226V227H133ZM165 226H167V224H165ZM181 226V225H180ZM180 226L178 227V228H180ZM245 226V225H244ZM70 227H74V229L73 230H71V228ZM83 227V228H82ZM89 227H86V234H83L84 235V240H83V243L85 244L84 245V248H86V245L87 244H90V242H89V240H91L92 239V235H90V233H89V231H88V228ZM115 227V228H116ZM119 227V226H118ZM150 227V229L151 228H153L152 226H149ZM148 227V228H149ZM171 227H169L170 229H171ZM11 228H13L12 230H14V232H13V234H10V229ZM131 228V227H130ZM182 228H184V227H182ZM189 228V227H188ZM244 228V227H243ZM78 230V231H81V230ZM124 229V228H123ZM127 228H125L123 231V233H121L122 234V236L120 237V239L121 240H124L126 243H128V242H130L129 240H131L133 237H134V235H135V230H133L132 228V230L131 229H127ZM138 229H140V228H138ZM192 229H194V228H192ZM196 229V228H195ZM84 231H85V228L83 229ZM115 230H117V228L115 229ZM121 230H122V227H121ZM121 230H120V232H121ZM147 230V229H146ZM149 230V229H148ZM182 230H183V232H182ZM181 230V228L179 229V232L181 231L182 233H186V229L184 228V229H182ZM184 230H186V231H184ZM188 230H191V229H188ZM222 230V229H221ZM244 230V229H243ZM65 231V230H64ZM92 231V230H91ZM108 231H110V230H108ZM119 231V230H118ZM169 231V230H168ZM167 231V232H168ZM176 231H178V229L176 230ZM238 231H240V230H238ZM246 231V230H245ZM82 232V231H81ZM80 232V233H81ZM116 231H112V232H110L111 233V235H112V233H115ZM119 232V233H120ZM146 232V234H147V232L148 231H145ZM144 232V233H145ZM150 232V231H149ZM149 232H148V236H147V240H145L144 242H145V244H144V242L143 241H141L142 243L141 244H144V245H146V247L145 246H139L140 247V250H139V248H134L135 246H134V244L133 245H131L132 244V242H133V239H132V242H131V244H130V246H131V249L130 250H126L125 252L126 253H120V256H119V254H118V257L116 258V253H114V259L112 258L111 260H109L108 262L106 261V264H154V260H156V255H158V254H156L155 255V253H156V250H158V247H157V243H160V242H158L157 241V239H155L154 240V236H153V233H152V230H151V235L154 237H152L151 235L149 236ZM174 232H175V230H174ZM195 232V231H194ZM221 232H223V231H221ZM241 232V231H240ZM78 233V232H77ZM83 233V232H82ZM169 233H171V232H169ZM173 233V232H172ZM178 233V232H177ZM181 233V234H182ZM243 233V232H242ZM106 234L107 233H105L104 235H105V237H106ZM176 234V233H175ZM181 234H179V235H181ZM193 235H194V233H192ZM191 234V235H192ZM64 235H65V233H64ZM80 235V234H79ZM97 235V234H96ZM109 233H108V240H109ZM111 235H110V240H111ZM116 235V234H115ZM177 235V234H176ZM176 235H174L175 237H176ZM184 234H182V236L181 237H184L183 236ZM187 235V234H186ZM188 235H190V233H188ZM198 235V234H197ZM248 235H249V233H248ZM253 235V234H252ZM99 236V235H98ZM97 236V237H98ZM101 236V235H100ZM99 236V237H100ZM165 236V235H164ZM171 236V235H170ZM169 236V237H170ZM241 236V235H240ZM78 237V236H77ZM105 237H101V238H105ZM163 237V236H162ZM192 237H194V236H192ZM40 238H42V239H44L43 241L45 242V245L42 247L41 245V247H39V249H38V245H37V243H38V241H40ZM165 238H168V237H165ZM174 238V237H173ZM177 238H178V235H177ZM187 238H189V237H187ZM186 238V239H187ZM220 238V237H219ZM224 239H225V237H223ZM246 238V237H245ZM41 239V240H42ZM119 239V238H118ZM161 239V238H160ZM169 239V238H168ZM185 239V238H184ZM212 239V238H211ZM217 239V238H216ZM221 239V238H220ZM219 239V240H220ZM251 239H252V237H251ZM82 240V239H81ZM93 240V239H92ZM102 240H104V239H102ZM108 240H106V241H108ZM109 240V241H110ZM120 240V241H121ZM174 240H181V239H176V238H174ZM173 240V241H174ZM190 240H192V239H190ZM213 240V239H212ZM18 241V242H17ZM78 241V240H77ZM106 241H104V242H106ZM162 241V240H161ZM164 241V240H163ZM172 241V240H171ZM182 241V240H181ZM198 241V240H197ZM11 242H13V243H11ZM114 242V241H113ZM134 242H135V239H134ZM147 242V243H146ZM157 242V243H156ZM175 242V241H174ZM188 242V241H187ZM213 242V241H212ZM220 242H221V240H220ZM223 243H224V240L222 241ZM43 243V242H42ZM108 244H109V242H107ZM110 243H111V241H110ZM115 243V242H114ZM122 244H123V241L121 242ZM181 243V242H180ZM183 243V242H182ZM199 243V242H198ZM226 243V242H225ZM224 243V244H225ZM44 244V243H43ZM82 244V243H81ZM106 244V243H105ZM172 244V243H171ZM176 244H178V243H176ZM218 244V243H217ZM224 244L222 245V246H224ZM15 245H17V244H15ZM76 245V244H75ZM74 245V246H75ZM124 245V244H123ZM128 245V247H129V243L128 244H126L125 246H127ZM139 245H140V243H139ZM163 245V244H162ZM173 245H174V243H173ZM180 245V244H179ZM177 246V245H174L175 246V248L176 249H178V247H180V246ZM181 245H183V244H181ZM21 246V247H22ZM82 246V245H81ZM107 246V245H106ZM111 246V245H110ZM121 246V245H120ZM137 246V245H136ZM177 246V247H176ZM218 246V245H217ZM221 246V245H220ZM222 246L220 247V248H222ZM29 247H30V249H29ZM31 247H32V250H31ZM87 247H89V246H87ZM124 247V246H123ZM128 247H126V248H128ZM143 247H145L146 249H143ZM161 247V246H160ZM219 247V246H218ZM226 246H224V248H225ZM82 248H83V246H82ZM168 248V247H167ZM204 248H206V247H204ZM203 248V249H204ZM214 248V247H213ZM216 248V247H215ZM231 248V247H230ZM38 249V250H37ZM108 249V248H107ZM142 249V250H141ZM162 249V248H161ZM164 249V248H163ZM162 249V250H163ZM175 249V250H176ZM209 249H210V247H209ZM217 249H219V248H217ZM77 250V249H76ZM120 250V249H119ZM143 250H146L145 252L143 251ZM159 250H160V248H159ZM174 250V249H173ZM201 250V249H200ZM226 250H228V249H226ZM225 250V251H226ZM230 250V249H229ZM8 251H10V253H6V252H8ZM75 251V250H74ZM112 251V250H111ZM121 252H122V249L120 250ZM164 251V250H163ZM202 251V250H201ZM204 251V250H203ZM205 251H207V249H205ZM85 252V251H84ZM159 252V251H158ZM170 252V251H169ZM168 252V253H169ZM172 252V251H171ZM215 252V251H214ZM223 252V251H222ZM24 253H25V255H24ZM37 253V254H36ZM43 253L41 254V255H43ZM67 253V255H65ZM167 253V254H168ZM205 253V252H204ZM216 253V252H215ZM57 254V255H56ZM116 254V255H115ZM223 254H225V253H223ZM90 255H92V253L90 254ZM97 255V254H96ZM170 255V254H169ZM169 255L168 256H166V258H168L169 257ZM172 255V254H171ZM178 255V254H177ZM235 255V254H234ZM104 256V255H103ZM159 256V255H158ZM215 256V255H214ZM90 257V256H89ZM93 257H96V256H93L92 255V258ZM100 257H102V256H100ZM100 257H99V260H100ZM105 257V256H104ZM164 257V256H163ZM176 257V256H175ZM179 257V256H178ZM178 257L177 258H175V260L176 259H178ZM206 257V256H205ZM43 258H44V256H43ZM159 257H157V259H158ZM232 258V257H231ZM95 259V258H94ZM109 259V258H108ZM161 259H163V261H161ZM161 259H159L160 261H161V263H164V260H166V259H164V258H161ZM170 259V258H169ZM168 259V260H169ZM172 259V258H171ZM203 259V258H202ZM226 259H227V257H226ZM49 260H47V258H46V262L47 261H49ZM84 260V261H83ZM167 260V261H168ZM172 260H174V258L172 259ZM183 260V259H182ZM256 260V259H255ZM42 261V260H41ZM94 261V260H93ZM104 261V260H103ZM103 261H101L102 263H103ZM157 261V260H156ZM156 261H155V263H156ZM221 261V260H220ZM228 260H226V262H227ZM86 263L85 264H87L88 263V258H87V261H85ZM96 262V261H95ZM95 262H92L93 264L95 263ZM101 262H99L98 264H102ZM176 261H174V263H175ZM182 262V261H181ZM208 262V261H207ZM210 262V261H209ZM244 262V261H243ZM50 263V262H49ZM91 263V260H90V263L89 264H92ZM105 263V262H104ZM157 263L159 264V262L157 261ZM168 263V262H167ZM166 263V261H165V263L164 264H167ZM177 263V262H176ZM200 263V262H199ZM198 263V264H199ZM40 264V263H39ZM51 264V263H50ZM95 264H97V263H95ZM173 264V263H172ZM205 264V263H204ZM216 264V263H215ZM246 264V263H245Z\"/></svg>",
	"mask_w": 264,
	"mask_h": 264
}]
</instances>
